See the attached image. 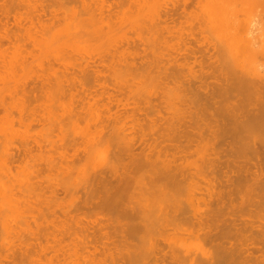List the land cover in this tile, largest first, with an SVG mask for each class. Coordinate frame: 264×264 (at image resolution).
Segmentation results:
<instances>
[{
    "label": "rangeland",
    "instance_id": "obj_1",
    "mask_svg": "<svg viewBox=\"0 0 264 264\" xmlns=\"http://www.w3.org/2000/svg\"><path fill=\"white\" fill-rule=\"evenodd\" d=\"M138 1H141V0H138ZM138 1L136 0V2H138ZM144 1H141L142 3H140V4H142V5H140V4L138 5V3L134 2L136 4V6H135L133 3V6L136 7L135 13H134V11H133V13L136 17L138 15L137 18H139V19L141 18L142 21L145 20L146 17L148 18V16L150 15V13L152 11L153 5L159 6L158 5L159 3L155 4L157 0L153 1V2H155L154 4H152L151 0H149V2L145 1L144 4H146V2H148V3L146 5H144L145 6L144 7L143 6ZM166 1H169V0H165V2ZM176 1L178 3L181 2V3H179L181 5H182V3L183 4L189 3L188 6H193L191 8L190 7L187 9L185 8L186 13H188V15L190 17L185 13V15H187L186 17H188L187 19L185 16H183L179 20H175L174 22L171 21L173 18H176V15L172 19H169L168 23L166 25H164L165 27H162V29L164 28V30H165V32H164V30L162 31L164 34L163 35L164 39L163 38L162 39L166 40V45H168L167 46L168 48L166 46H163L162 48L160 47L162 50L157 49V50H154L155 53H151L153 51H150V50L147 51L148 49L144 50L141 47H137V46L135 47L131 43L130 39H128L130 36L128 34L129 32L126 31V29H128L126 24H127L128 18H129L127 16H130L129 13L127 12L128 7H129V9L134 10L133 6L131 8H130V6H128V4H130V3H128V2H130V0L129 1H127V0H0V63H1L0 64V66H1L0 67V69H1L0 73H2L0 75V84H1V86H0V91H1L0 92V95H1L0 96L1 97L0 98V139H1L0 142H3L2 143L3 145L6 144V146H8L6 148L4 145V147L8 151L7 154H5L4 152L6 150H5V148H1L3 145L0 144V148L4 150L3 153H0V155H1L0 156V161H1L0 166L3 167L2 170L1 169L0 170H1V172L3 171V173L5 172L3 174L4 177H5V175L8 176L9 173L11 175L15 176L14 179L11 178V177H13L11 175H9V177L11 179L6 176L8 178L7 181L9 180L8 183H6L7 181H3L4 177H3V175H1L2 173L0 172L1 173L0 174V176H1L0 180L2 179L0 181V184H2V185H0V188H1L0 189V196H4L7 193L10 195V196L6 195L7 197L5 196L7 199L6 198L4 199V197H2V198L4 199V201L5 200L7 201V202L5 201V203H7V205L5 204V206L6 207L8 206L7 208H9V206H10V210L11 211L13 210V212H12L13 214H10V212H9L10 210L8 211V209H6L5 206H2L3 201L0 200L2 202V204L0 203V214L2 212V215L6 214V216H7L8 214H10L13 217L14 215L17 216L19 214L20 210H18V209H22V212H24V213L20 212L23 215V217L21 214H19V216H18V217H20V215H21V217L23 218V220H24V222H22L23 225L19 223V222L23 221L22 218L16 217V219H15V216H14V218L8 216V217H10V221H9L8 220L9 218L5 217V218H7V220H5V218L3 219L2 218L3 216L0 215L1 216L0 217V223H1L0 224V264H34V263H36V264H69L70 263L71 264L74 262H75V264H82V262L85 260L86 261L83 262V264L84 263L86 264L88 262V260L94 261V262H91V264H97V261L100 262V260H101L100 263H102V264H105V263L106 264H127V263L128 264H137L138 261L136 262V260H138V259L141 260V261L139 260L138 264H148L149 262H150L149 264H163V263L164 264H177V263L178 264H185L186 262H187V264H189V263L193 262L194 260H196V258H198L200 262L197 261L198 260L197 259L196 263H194V264H197V262L202 263V261L204 264V262H205L204 260L206 258H208L210 260L215 259L217 261V259H220V258L221 259L222 258L223 259L228 258L229 255L231 256L232 253H233V256L229 257V260L231 258L234 262H229L227 259H225L226 264H245V263L246 264L247 263L252 264V262H254L253 258L255 259L256 264H264V259L262 260V258H264V235H263L264 234V222H263L264 221V170H262L264 168V153H263V150H264V139H263L264 138V121H262V120H264V118L260 117V119L258 121V123L260 121L263 122V125L259 126L260 128H262V130L260 129V132L257 130V132H259L260 136H258V133H256L257 135H255V133H253V131H251L252 129L256 130L255 127L257 126L256 124H258V123H254L253 128L247 124V122L251 123V121L258 119V117L255 118L256 115H258V114L260 115L262 112L264 113V104H263L264 103L263 102L264 101V95H263L264 91L261 90V91H263V94L262 93H259V95L257 94L258 97L257 96L255 97L256 94L253 95L254 92L252 93L251 91H250L251 95H248L249 93H246V91H248V90H246V91L244 90V92H245L244 94L240 93L239 91L241 89L243 90V87H241V88L238 87L240 89V90L238 89V91L235 90L238 85L233 83L234 80L233 81H232V79H231V81L229 80V82H230L229 83L228 82L229 78L225 77L223 75V73H221V71L219 72V68L221 69V66L222 67L223 66H229V65L231 66V64H229V62H228L229 65H227V60H228L227 58H228L229 54H231L232 52H235L234 51L235 49L236 50L240 49V47L244 46V44L246 43V41H244V37H246V39H247V35L243 34V31L240 27H243V26L245 27V24L248 25L249 20L253 16H255L256 18L259 17V20H261V16L263 14L262 19H264V8L262 11V5L264 6V3L261 4L262 2H264V0H262V1L260 0V2H259V0L258 1L256 0V2H254V0H250V1L244 0L245 6L243 3L244 2L243 0H236V1L235 0H227L226 3H225L226 0H220V1L219 0L218 1L217 0H203V1L202 0H193V1L192 0L191 1L190 0L189 1L184 0L183 2H182V0H179V1L176 0ZM176 1L174 3V1L172 2V0H171L170 2H166V3H167V5H168V3L170 5L172 2V3H174V5L181 6V5H178V3H176ZM239 1H242V4L239 3ZM158 2H162L161 4L164 3L161 0L160 1L158 0ZM236 2L239 4H237ZM166 3H164V5ZM199 3H200V5H199ZM218 3L222 4V6H220V4H218ZM100 4L103 6L101 7ZM224 4H226L225 5L226 7L224 6ZM196 5H197V8H196ZM218 6L222 7V9H223L222 11L224 12V13L221 12V15H220L221 20L225 19L226 15H228V14L230 15L232 13V17H230L231 15L226 16V17H229V19L226 18L228 20L223 21L222 25H218L216 18H213L214 23L217 22L214 24L213 19L211 17L212 14H213L212 16H214V12H213L212 8L215 11V9L218 8ZM254 6L256 7L255 9L253 8ZM90 7H91V9H89ZM150 7H151V10H150ZM185 7H187V6L185 5ZM87 8L89 9L90 12H92L93 10L94 11L92 13H90ZM144 8L148 9V10H145ZM194 8L197 10V12H196V10H194ZM243 9L246 11H244ZM137 10L140 12L145 11V13L144 12H142V13L137 12ZM102 11H103V13H101ZM72 12H76V14H74ZM136 12L139 13L140 16H139V14L136 15ZM210 12H212V13L210 14ZM86 13L87 14L90 13L91 16H93V19L91 18L90 14H88L89 15L88 16ZM100 13L102 14V16L104 18L102 16H100L101 15ZM249 13H251V14H249ZM71 14H74L76 16H73V18H72V17H70ZM207 14L209 15L208 17H207ZM142 15H144V19H143ZM77 16H79V18L84 17L85 18L84 22L83 23L80 22L77 19L78 18ZM87 17L90 18L89 20L92 19L91 21H93V22L95 21L96 23H99L98 21H100L101 27H99V25L94 22L96 24V26L98 25L99 28L93 26L92 27L93 32H92L90 21L87 20ZM94 17L96 19H98V21H96V19H94ZM99 17H102L103 19H105L106 17L107 18L105 20H103L102 18H99ZM68 18L72 19L71 20L72 22ZM196 18H198V19H196ZM64 19H65V21H64ZM73 19L77 21V24L78 23L82 24V26L80 25L81 27L78 24V26L82 29L81 31H80L79 27L75 25L76 22ZM107 19H113V20H107ZM86 20L89 22V24L87 23ZM198 20L200 22H198ZM230 20L232 21V23H230L231 22ZM63 21H64L65 25H64ZM243 21H245V22H243ZM201 22H202V25H201ZM226 22H229V23H226ZM101 23H104L105 25L101 24ZM193 23H197V24H193ZM243 23H245V24H243ZM91 24H92V22H91ZM107 24H108V26H107ZM213 24L215 27L216 26L217 27L214 28ZM196 25H198V26H196ZM224 25H227V26L225 27ZM229 25L234 26V27H232V29H231L230 28L231 26L229 27ZM86 26L88 27L87 29H86ZM171 26L175 27L173 29L171 28L172 32L170 30ZM218 26H220L219 28H221L220 31L218 29ZM89 27H90V29H89ZM103 27L105 29L107 28L108 30L107 29L105 30ZM168 27H169L170 31L168 30ZM197 27H198V29H197ZM227 27H229L230 29ZM41 28H43V29H41ZM64 28H66L68 30L66 31V29L64 30ZM205 28H207L206 29L207 31L203 30ZM224 28H226L225 32L223 30ZM94 29L95 30L98 29L100 32L98 30H97V32H95ZM209 29H210V31H208ZM238 29L239 30L241 29V30L238 31ZM175 30L177 31V33ZM65 31H66L67 35L65 34ZM84 31H85V35H84ZM105 31H107V32L105 33ZM168 31H169V33H168ZM194 31H196V32H194ZM221 31H223V32H221ZM237 31L240 33L239 35H238ZM45 32H46V34H45ZM68 32H70V33L74 32L75 34H72V37L73 36L74 37L70 38V36H69L70 34ZM88 32H89V34H88ZM101 32H103V33H101ZM203 32H206V33H203ZM234 32H235V34H233ZM59 33L60 34L62 33V34L60 35ZM170 33L171 34L173 33V34L170 35ZM210 33H212V34L210 35ZM100 34H102V35H100ZM122 34H124V35H122ZM177 34H181V35L183 34V35L181 36V35H177ZM241 34L243 36H241ZM86 35H87V37H85ZM127 35H129V36H127ZM217 35H218V37H216ZM229 35L231 38L228 37ZM263 35H261V36H263ZM67 36L70 39H67L68 38ZM102 36H104V37H102ZM125 36L129 42H127V40L124 39ZM212 36H214L215 39H213ZM174 37H176L177 40ZM57 38L60 40H57ZM209 38H212V39H209ZM218 38H219V40H218ZM225 38L228 39L227 40L228 45H226V48H227L229 53L227 52V50H225V47H224V49H222L223 51H219V52L214 51L215 49L213 50V48L212 49L210 48L208 51L206 50L207 46L211 47L210 45L213 42L216 43V41L218 40L217 41V43H218L219 41H221L222 39L224 40ZM261 39H262V37H261ZM65 40H68V41H65ZM123 40H126V41H123ZM116 41H118L119 44ZM121 41L123 42V44L128 43V44H126V47H124L125 45L124 46L121 45V43H122ZM171 41H173V42H171ZM263 41L260 40L259 41L260 44L258 42V43H256L258 45L255 44L252 46V47H254V51H255V52L254 51L251 52L252 54L257 53L256 49L258 46L260 49L258 48L257 50H261L260 46L262 45V43H264ZM173 43H176V44L174 45ZM182 44H183V46H182ZM179 45L182 47H180ZM185 45H186V47H185ZM117 46L118 47L120 46L121 49H117L118 48ZM127 46H129V47H127ZM203 46L204 47L206 46V47L204 48ZM175 47L176 48L180 47V48L176 49ZM127 48H130V49L133 48L132 52L130 51V49H127ZM199 48H200V50H199ZM134 49H138V52L142 51L141 54H140V52L138 53ZM59 50H60L61 54H60ZM117 50L118 51L120 50L119 51L120 53L118 52V54H117V52H116ZM121 50H124V51L129 50L130 53H127V55H123L126 51L121 52ZM198 50H199V52H198ZM134 52L135 53L137 52L136 56L134 55ZM113 53H115V54H113ZM170 53H172V54L170 55ZM215 53H217L216 56H215ZM251 53H250V55H251ZM121 54H122V56H121ZM158 54H161V55L159 56ZM61 55H62V57H61ZM63 55H64V57H63ZM259 55L257 56V60H255L254 62H249L248 60H246L245 62L248 61L247 64L245 62H243L242 66H250V67L255 66L258 68V74L263 76V74H264V65H263L264 64V56L260 55V58L262 57V59H263L262 60L259 58ZM124 56L125 57L127 56V58L122 60V58ZM21 57L22 58L24 57L25 59L24 58L22 59ZM120 57H122V58L120 59ZM172 57H174V59H176V60H174ZM1 59H2V61H1ZM127 59H129V60H127ZM154 59L155 60L158 59L157 60L158 64ZM168 59L170 61H168ZM13 60H15V61H13ZM23 60H24V62H23ZM125 60L127 63H129L128 61L131 62V60H132L134 62V64H132V63L131 64L129 63L130 65L126 64ZM180 61H182L183 63ZM17 62H18V64H16ZM4 63H5V67H4ZM144 63L146 65H144ZM11 64L15 65V66H12ZM20 64H22V65H20ZM124 64H126V65H124ZM181 64H182V66H181ZM211 64H213V65H211ZM116 65L119 67H117L114 70H113V68H111L112 70L110 69L111 66L115 67ZM122 65L124 66V68L125 67L127 68L129 66V70L127 71V73H125L123 71L125 73V75L122 74L121 76L124 75L125 77L124 76H123V78L121 77L120 82L116 83V81H119V80H114L117 78L116 76H118V75H115V72L117 71L118 68L120 69L122 67ZM187 65H189V66H187ZM29 66H31V68ZM42 66H44V67L42 68ZM46 66H50V67L48 68ZM107 66L109 68H107ZM130 66L132 68L135 67L137 70L136 69L130 70ZM155 66H156V68H155ZM158 66H159V68H161L163 66L164 68H161L163 71L161 69L157 68ZM141 67H142V69H145L146 72L144 70L141 71L142 70ZM167 67H168V69L170 68V71L167 69ZM14 68L17 70L15 71ZM50 68L52 71H49ZM126 68L124 70H126ZM139 68L141 70H139ZM171 68H173V69H171ZM41 69L42 70L45 69L44 71L46 73L44 74V71L42 73ZM181 69L183 71L184 70L185 71L183 72V71H181ZM110 70L112 71L111 72L112 74L110 73ZM120 70H122V69H120ZM152 70H153V72H152ZM156 70H158V71H156ZM159 70H161V71H159ZM130 71H132V72L130 73ZM133 71H135L134 75L138 76L139 79L137 77L133 76V74H132V73H134ZM136 71H137V73L141 71V75L144 72V77L145 78L147 77V78L145 79L143 76H140V73H138V75H137ZM158 72H159L160 76H159ZM164 72H169V73H164ZM6 73H7L8 77L6 76ZM19 73H20V75H19ZM153 73L155 74L154 76H152ZM162 73L164 76L168 75V77H166V78L163 77V75H161ZM146 74H147V76H145ZM174 74H175V76L176 75H178V76L174 77V79H173V77H171V76H174ZM114 75H115V77H114ZM131 75L133 78L131 77ZM169 75H170L171 79H170ZM151 76L152 77L156 76L155 80L158 83H155L154 80L151 82L150 81L152 78ZM158 76H159L160 81L158 80ZM57 77L60 80L61 79L64 80L63 82L61 81L63 86L59 83V81H58L59 79ZM124 78L125 79L127 78V79L124 80ZM128 78H130V79H128ZM56 79H58V80H56ZM133 79H135V80H133ZM147 79H148V81H147ZM152 79H154V78H152ZM68 80H70V81H68ZM127 80H129V81H127ZM138 80L140 83H138ZM55 81H58L57 83L59 85V88H58V86L55 85L56 84ZM122 81H123L124 85H120V84H122L121 83ZM161 81H163L164 83H162V84L159 83ZM168 81H170L171 83L170 82L168 83ZM67 82H69L71 85H67ZM227 82H228V84H227ZM137 83H138V85H137ZM179 83L184 88L181 85H179ZM13 84L16 86H14ZM98 84H99V86H98ZM140 84H142V86L143 85L144 86L141 88ZM154 84L156 85V87L158 86L159 88L158 87L156 88L154 86ZM2 85H4V86H2ZM129 85H130V87H129ZM176 85H177V87H176ZM60 86H62L61 89H60ZM68 86H69V88H68ZM138 86H139V90H137L138 91L137 92L136 87H138ZM145 86H146V88H144ZM171 86H172V88H171ZM55 87H57L60 90H58ZM167 87H168V89H166ZM3 88H4V90H3ZM15 88H19L20 91L23 92V94H21V93L20 94L23 97L25 96V98H22V96L20 94H18L17 89L15 90ZM23 88H24V90H23ZM153 88H155V89H153ZM170 88H171V90H170ZM180 88H181V90H180ZM6 89H8V90H6ZM10 89H11V91H10ZM19 89H18V91H19ZM140 89H141V91H140ZM157 89H159L160 91ZM162 89H163V91H162ZM56 90H58L59 93H57L58 91H56ZM153 90H154V92H153ZM165 90H167V91L165 92ZM177 90H179V92H177ZM67 91L71 92V93H69L70 96H68ZM169 91H170V93L172 91V94H170ZM143 92L145 95L143 94ZM28 94L30 96H27ZM109 94H110V96L111 95L112 96L109 97L108 96ZM168 94H169V96L167 97ZM26 97H28V98H26ZM68 97H69V99H68ZM107 97L110 99H108ZM27 99H29V101H27ZM158 99H159L160 105L158 103ZM172 99H174V100H172ZM180 99H182V102H180L181 101ZM261 99H263V100L261 101ZM66 100L68 103L66 102ZM116 100L118 103L116 102ZM160 100H162V101H160ZM186 100H188V101H186ZM32 103H33V105H32ZM151 103H152L153 108L150 105ZM12 104H13L14 108H12ZM169 104L173 107V108H170V111H169V107H171V106ZM184 104H186V105H184ZM260 104H262V105H260ZM21 105L24 106L25 108L22 107ZM31 105L34 107L31 108L32 107ZM180 105H182V106H180ZM18 106H20V107H18ZM154 106H156V107H154ZM175 106H177V107H175ZM174 107L178 108V110H177L178 112H176L177 114H175V115L178 116V117H176L177 119L179 118L178 124H179V129L181 131H176V130H178V128L176 129L177 126L175 127V129H173L172 128L173 126L170 125L171 123L169 122V120L171 121V117L174 114V113L172 114V112L175 110ZM15 108H16V110H15ZM154 108L156 111H154ZM30 109H31V111H30ZM32 109L34 110V112ZM132 109H133V111H132ZM260 109H263L261 113H259L261 111ZM35 110H37V112ZM128 110H131V111H128ZM24 111H25V113L28 111L27 114H24L23 113ZM127 111L131 112V114H129ZM157 111H159V112H157ZM164 112H165V114H163ZM22 113H23V115H21ZM132 113H134V114H132ZM263 113H262V115H263ZM19 115L21 116V118ZM24 115H26V116H24ZM94 115H95V117L96 116L97 117L95 118ZM151 115H153V117H151ZM146 116H149V117H146ZM6 117H8L7 118L8 120L6 119ZM111 117H112V119H111ZM174 117H172L173 122H175ZM29 118H30V120H29ZM137 118H139V119H137ZM145 118H146V120H145ZM151 118H152V120H151ZM17 119H18V123H17ZM97 119H98V121H97L98 124L96 123V125H95V122H96L95 120H97ZM19 120H21V121L19 122ZM26 120H27V122H26ZM121 120H123V122H121ZM248 120H251V121H248ZM10 121H11V123H10ZM114 121L116 122L115 125L111 123V122L115 123ZM129 121L132 123L131 124L132 126L130 125ZM6 122H7V124H6ZM29 122H31V123H29ZM118 122H120V123H118ZM137 122H138V124H137ZM150 122H151V124H150ZM168 122L170 123L169 125L172 126L170 129H166V127L167 128L170 127V126L165 125V124H168ZM245 122H246V124H244ZM23 123L26 125H24ZM33 123H35V124H33ZM235 123H238V125ZM239 123H241V125L242 124L243 125H242V127H240L241 129H239L240 131L238 132V128L240 126ZM178 124H176V122H175V125H178ZM20 125H22V126H20ZM99 125L101 126V128L105 127V129L103 130V129L99 128ZM120 125H121V127H120ZM246 125H247V127L243 128V126H246ZM23 126H25V127H23ZM115 126L116 127L119 126L118 129L120 128V130H117V128ZM235 126H237V129H236L237 131L233 128ZM5 127H6V129H5ZM125 127H127V129H129V130H127V131L124 130V133H123V131L121 132L122 128L126 129ZM129 127L131 128V130ZM133 128L134 129L136 128L138 130H136V129L134 130ZM145 128H147V129H145ZM149 128H151V129H149ZM185 128H186V130H185ZM231 128H233L234 131ZM100 129L102 132L100 131ZM113 129H115V130H113ZM171 129L176 131L177 133H174ZM116 130H117V133L115 132ZM132 130H134V131H132ZM95 131H96L97 135L92 133ZM99 131L101 132V134H99L100 133ZM104 131H106V133H104ZM148 131H150V132H148ZM109 133H111V134H109ZM125 133H126L127 137H125V135H124ZM139 133L141 136L139 135ZM145 133H147V134H145ZM183 133H185V134H183ZM85 134H88V135L90 134L89 138L87 137V139H86ZM93 134H94V136H92ZM98 134H99V136H98ZM115 134H117V135L115 136ZM134 134H136V135H134ZM177 134H181V135L178 136ZM182 134L186 138H184L182 136ZM250 134H252V135H250ZM118 135H121V138ZM196 135H197V137H196ZM245 135L246 136L248 135V136L246 137ZM100 136L102 138V142H100L101 140L99 141ZM134 136H136V137H134ZM158 136L160 138H157ZM250 136H252V138ZM90 137H91V139H90ZM154 137H156L157 141L154 139ZM176 137H178V138H176ZM254 137H256V138H254ZM257 137H259V139H262V140H260L261 142L258 140ZM147 138H148V140L146 141ZM215 138H217L216 144L213 143ZM94 139H95V141H92ZM172 139H173V141H172ZM174 139H176V140L174 141ZM138 140L141 142L143 141V142L141 143ZM202 140H204V142ZM246 140L247 141L252 140V142L248 141L249 142L248 143ZM98 141L100 142L99 146H97ZM117 141L120 143H117ZM124 141L127 142V143H125L127 146L130 145L128 148L127 147L125 148L126 145L125 146L121 145V143L124 144ZM149 141H151L152 143ZM40 142L43 143V145L40 144ZM50 142L52 143V147L50 145ZM161 142H162V144H161ZM37 143H38V145H37ZM172 143L174 146L176 145V147H174L172 145ZM254 143L256 146L254 145ZM23 144H24V146H23ZM89 144H90V146H89ZM117 144H120L122 149L124 147L123 153H127L128 156L126 154H123L122 150L120 152L121 147H120V149H118ZM248 144H249V147H248ZM104 145L105 146L107 145L106 148ZM131 145H132L133 149L131 148ZM44 146H45V148L47 147V149L49 147H51V148H49L47 150L44 148ZM95 146H97V147H95ZM102 146H103V148H102ZM171 146H172V148H171ZM25 147L28 150H26ZM41 147L44 148V150ZM99 147H101V148H99ZM251 147H252V149H251ZM253 147H254V149H253ZM21 148H24V150H22ZM248 148H249V150H248ZM259 148H260V150H259ZM77 149H78V151H76ZM25 150L27 152H25ZM118 150H119V152H118ZM130 150L133 152V154ZM217 150H219V151H217ZM29 151H30V153H29ZM147 151H150V152H147ZM1 152H2V150H1ZM238 152H239V154H238ZM91 153H93V155H91ZM119 153L123 154V155H120ZM139 153L142 155L140 156ZM145 153H146L147 157L144 155ZM155 153H156V155H155ZM246 153H248L247 156H246ZM249 153H250V155H249ZM39 154H40V156H39ZM152 154H154L155 156ZM174 154H176V155H174ZM118 155L120 157L122 156L121 157L122 159ZM130 155L131 156L133 155L134 158L133 157L130 158ZM138 155L140 156V158ZM7 156L10 158L9 159L10 161L8 160ZM61 156H62V158H61ZM104 156H106L107 158ZM158 156H160L161 159ZM249 156H250V158H249ZM254 156L258 160H256ZM46 157L48 158V160L46 159ZM52 157L54 159H52ZM109 157H110V159H109ZM117 157H119L121 160ZM239 157L242 159H240ZM4 158L7 159V161H9V162H6ZM38 158H40L41 160ZM136 158H138V160ZM144 158H145V160H144ZM146 158L149 160L153 158L152 161L156 162V163L154 162V164H157V162H160V164L158 163L157 165H155L157 167L160 165L162 166V167L160 166L161 168H163V166H164V168L166 169V167H167V169H166L167 171H165V170L162 171V169L160 168L161 174L159 173V171L156 172V173H158L159 176H161L163 174L162 172H164V174L169 173L170 171L174 170L173 168L177 167V169L179 168L178 171H176V169H175L177 177H179V176L186 177V175L190 172H191L192 177L190 178V176H187L189 178L186 177L185 181H184L185 178L182 180L180 177L177 179L180 181L176 180L177 183L180 182L179 184H177L176 182L167 181L168 179L166 176L167 180L162 179L163 182L165 181L164 186H162L163 183L161 182V180L157 179L159 177L156 176L157 177L156 178L154 176V175H156V173H149L151 171H148V173L151 176H152V174H154L152 176V177H154L153 180L156 178L155 180L159 181L158 186L156 184L157 182L155 183L152 179L151 180L153 181V184L152 183L151 184L149 183V184L151 186L154 185L153 186L154 189H155V185H156V190H159V191L161 190V193L163 191L162 194L159 193L160 195L157 194V196L155 197L154 195L156 194V191H155V193H150V191L153 189V187L151 189L150 187L148 188V186L143 187V185H142L145 181H147V180L144 181V178H142V177H144V175L148 174V173L146 174V172H145L147 170L144 169V168L148 169V165H146L145 164L146 162H144L147 160ZM61 159H64L65 165L62 162L63 166L59 165V164H61V162L59 163V161H61ZM131 159H134V161L132 160L133 161L132 162ZM139 159H141L142 161H140ZM249 159L252 161H250ZM38 160H40V161H38ZM46 160L49 161L48 162L49 164H52L51 166H53V167L55 166V168L52 169L53 167L48 165ZM50 160L55 161V162L58 161L57 162L58 165L62 166V169L64 168V170L60 169V171H59V168H61V167L57 166V163L50 162ZM135 160L137 161L136 162L137 164L135 163ZM44 161L46 162V164ZM116 161H117V165H116ZM161 161L164 164L165 163H167V164H165V165L163 163L161 164ZM179 161H181V162H179ZM209 161L210 162L212 161L211 165H209L210 164ZM256 161H260L261 164H260V162L256 163ZM130 162L132 163L131 167L129 165H127L128 163L130 164ZM151 162H150V164L152 166ZM3 164H5L6 166H3ZM94 164H96V165H94ZM97 164H99V165H97ZM175 164H176V166H175ZM7 165H9V166L11 165V167L8 169V171H6L7 168L9 167ZM67 165H68V167L69 166L70 167L66 168ZM109 165H111V166L114 165L116 167L115 169H117V171H113L112 175H111L112 172L110 171V169H108L110 167ZM133 165L135 167L137 165V168H135ZM254 165H255V167H254ZM56 166H57V168H56ZM71 166H73V167H71ZM95 166H96V168L98 167L97 170L95 169ZM127 166L132 168V169L128 168ZM151 166L149 168L150 170H151ZM208 166H209L210 171L206 169V167H208ZM259 167H260V169H259ZM4 168H6V169L4 170ZM16 168H17V171H16ZM36 168H37V170H36ZM10 169H12V170H10ZM33 169H34V171H33ZM66 169L67 170L70 169V170L67 171ZM154 169L152 170V172L154 171ZM169 169H170V171H168ZM22 170H24V171H22ZM81 170H82V172H81ZM107 170H109L110 172ZM111 170H113V168ZM200 170H202L203 173L205 172V170H207V171H209L208 172L209 174L207 173L206 176H203V175H201L202 173H199V172H201ZM76 171L80 172V173H78L79 175L77 174L78 176L76 175V173H77ZM92 171L95 173H93ZM97 171H98V174H96ZM31 172L37 173V175H40V177H37L36 174H35L36 176L35 175L30 176V175H33V173L30 174ZM62 172L63 173L65 172L66 175H64L65 173L63 174ZM115 173H116V175H115ZM22 174H24L23 177L27 174L29 175V176L27 175V177H29V178L34 177V178H32L33 184L32 185L29 184V185H31L30 186L31 188H33L32 186L34 185V187L36 189L35 188L29 189L30 187H28V190H27L25 187H21V188L17 187V184L19 185V183L22 182ZM137 174H139V175H137ZM211 174L214 176V179L213 178L211 179V176H210ZM101 175H103V176H101ZM135 175H137V176L135 177ZM261 175H262V177H261ZM96 176H98V177L96 178ZM209 176H210V179H209ZM215 176H217V177H215ZM20 177H21V179H20ZM36 177H37V179H36ZM84 177H86V179L88 178L86 183L84 182L85 180L84 181L82 180V178H84ZM163 177H164V175L161 178H163ZM15 178H17V179H15ZM71 178H73V179H71ZM91 178H93V182H92ZM94 178H96L97 180ZM104 178L107 179L108 181H111V182H108ZM119 178H120V180H118ZM129 178L131 179V181ZM136 179H138V180L141 179L142 183L139 182L140 183V185H139V183H138V181H136ZM253 179H254V181H253ZM255 179L256 180L258 179L259 181L256 182ZM10 180L13 183H10ZM18 180H19V182H18ZM29 180L31 181V179H29ZM76 180L78 181L79 185L82 184L83 182H84L83 184L84 185L86 184V185L85 186L81 185L79 187L78 183L76 184V182H77ZM79 180H82L83 182L80 183ZM94 180L96 182H94ZM134 180L136 183H138L137 185L134 182ZM141 180H139V181H141ZM151 180H150V182H152ZM39 181L42 183H40ZM101 181L103 183H101ZM105 181H106V183H105ZM32 182H30V183H32ZM72 182L74 184H71ZM117 182H119V184ZM133 182L135 183L134 188H136V190H137V192H136L133 189L134 193L132 192V188L134 186ZM168 182L170 184V185L168 184L169 188L167 186H165V185H167L165 183H168ZM191 182H192V184H191ZM254 182H256V183H254ZM146 183L147 182H145V184ZM173 183H175V185L177 184V186H175ZM181 183L184 185H182ZM259 183H260V185H258ZM105 184L106 185L108 184L106 187L109 186V190H108L109 192L107 191L108 188L105 187ZM117 184L119 187L117 186ZM131 185H132V188H131ZM173 185H174V187H173ZM20 186H23V184ZM136 186H138V187H136ZM180 186H181V188H180ZM103 187H104V190L102 189ZM111 187H112V190H111ZM141 187H142V189L146 188L145 191L141 190L140 189ZM185 187H186V189H185ZM138 188H139V191H141V192H138ZM165 188L168 189V191L166 190V193L168 192L167 194H164ZM154 189H153V192H154ZM175 189H176V191H175ZM17 190H19L20 192L19 191L17 192ZM29 190L31 192H29ZM52 190L53 191L55 190V191L53 192ZM91 190H92V192H91ZM27 191H28V194L30 193L29 195L27 194ZM146 191L148 192L147 197L145 196L146 194H144V192H146ZM159 191H157V192H159ZM184 191H185V193H184ZM191 191H193V192H191ZM10 192L12 193V195ZM14 192H16V193H14ZM120 192L122 193V197L120 196V194H121ZM128 192H130V193H128ZM175 192L178 193V195ZM33 193L36 194L37 197ZM41 193L44 194L45 196L42 195ZM118 193H120V194H118ZM140 193H141V195L144 194V196L146 198V200H145L146 202L144 201V204L142 203L143 200L145 199L144 196L142 197V198H144L143 200H141L142 198L140 199L142 202L139 200V197L141 196ZM223 193L226 196H224ZM130 194L134 195V196H135V194H137V196L135 198H133L131 196L132 198L129 199ZM13 195L16 196V198H15L16 200L13 199V197H12ZM161 195H163L165 199L163 197L161 198ZM190 195H192L193 198L191 197V198H189V200L190 199L194 200V201L192 200V202H191V200L188 201V197ZM17 196H18V198H17ZM34 196L36 197V199L37 198H39V199L36 200L34 198ZM42 196H44V197H42ZM170 196L171 197L174 196L173 197L174 200H172V203L170 200L173 198L170 199ZM90 197H93V198L90 199ZM94 197H95V200H94ZM96 197H98V198H96ZM110 197L112 198V200ZM158 197L161 198V201L158 200ZM195 197H197V198H195ZM2 198L0 197V199H2ZM100 198H102V199H100ZM108 198H109V200H107ZM86 199L88 201H84V203H83V200H86ZM99 199H100V201H99ZM175 199L177 200L176 202H175ZM204 199L206 201H204ZM14 200L16 202H18V204H16V202L14 203L13 202ZM101 200H102V202H101ZM116 200L118 202H116ZM135 200H137V201H135ZM155 200H157V201L155 202ZM162 200H163V203H162ZM165 200H167V201H165ZM168 200L170 202H168ZM151 201L153 203H156V205L153 203H150ZM173 201L175 202V204H173L174 203ZM10 202L12 204L9 205ZM85 202H87V203L85 204ZM112 202H114L116 204V207H115L114 203H112ZM147 202H149V204H151V205L152 204L154 205L153 206L155 208L154 210H152L153 207L151 205L150 206L152 207L151 211L153 213L154 212L155 213L154 214L150 213L147 217H142L141 220L144 221L145 218L146 219L149 218V220H150V218H152L153 220L158 219L156 221H153L151 219V222L152 221L154 222V223L152 222L154 224V226L152 225L151 222H146L147 225H145V227L146 226L147 227L144 229L150 228L151 230L150 229L149 230L142 229L144 222L148 221V220L141 222L140 218L138 217V215L139 216L141 215L142 211H145V213H146L147 210L150 209V207L147 209L145 207V204L147 205ZM197 202H199V203H197ZM13 203H14V205H13ZM23 203H24V205H22ZM207 203L211 207L210 206L207 207L206 206V205H208ZM105 204H107V205H105ZM162 204H165V206H163ZM166 204H168V205H166ZM11 205L13 207H11ZM20 205L23 207H20ZM187 205H189L188 206L189 209H186V208H188ZM197 205H198V207H197ZM199 205H201V206H199ZM16 206L20 207V208H17ZM162 206H163V208H162ZM166 206L168 207V209ZM216 206L217 207L219 206V207L217 208ZM112 207H114L115 209ZM2 208H4V209H2ZM194 208H195V210H194ZM207 208H209V209H207ZM184 209H186V210H184ZM6 210H7V212H6ZM16 210H18V211H16ZM136 210L138 211V213H136L137 212ZM205 210H207L209 212H207V211L204 212ZM4 211H5V213H4ZM156 211H158V212H156ZM166 211H168V213ZM219 211L220 212L222 211V212L220 213ZM15 212H17V213H15ZM134 212L137 214L136 216H135ZM182 212H184V213H182ZM191 212H193V214ZM203 212H204V214H203ZM42 213H44V214H42ZM159 213L162 215L159 216L158 215ZM201 213H202V215H201ZM205 213H207V217H206ZM183 214H185V216ZM86 215H88V216L86 217ZM163 215L165 217V220H164V217H161ZM168 215H170V216H168ZM103 216H105V217H103ZM158 216L161 217L162 220H160ZM188 216L191 217L190 218L191 221L188 218ZM212 216H214V217H212ZM26 217H28V218H26ZM169 217H170V219L172 218V221L170 219H167ZM173 218L175 219V221H173ZM216 219H218V220H216ZM77 220H78V222H77ZM2 221L3 222L6 221V222L3 223ZM7 221L9 224L13 221L12 222L13 224L11 223V225H9L7 223ZM125 221L129 224H126ZM168 221H170L172 223L170 224ZM217 221H219V222H217ZM133 222L137 223L134 225V227H136V228L133 227V224H134ZM139 222H141V223H139ZM205 222H206V224H205ZM260 222H261V224H260ZM15 223H16V226L14 225ZM131 223H132L133 229L127 227V225L129 226V225H131ZM148 223H149V225H148ZM174 223H175V225H174ZM213 223H214V225H213ZM215 223H217V224H215ZM4 224H7V225H4ZM26 224L28 225L29 229L28 228L25 229L27 227ZM125 224H126V226H125ZM141 224H142V227H140ZM200 224L201 225L204 224V225L201 226ZM3 225L6 226V228ZM12 225L14 227H12ZM18 225L20 226V228L22 227V229H19ZM261 225H263V227H261ZM118 226H120V227H118ZM176 226H177V229H176ZM214 226H216V227H214ZM256 226H257V228H256ZM23 227H25V228L23 229ZM12 228L13 229L17 228V230L19 229L20 234L18 233V231L16 229H14L15 230L14 231ZM71 228L73 231L71 230ZM75 228H76V233H75ZM91 228H92V231L89 230ZM94 228H95V230H94ZM127 228L130 229V231L129 230L126 231ZM140 228L142 230H140ZM186 228L189 230H187ZM100 229H101V232H100ZM196 229H198V230L196 231ZM86 230H88V231H86ZM199 230H201V231H199ZM124 231L127 233L129 239L126 237L127 235L125 234ZM132 231H133V233L135 232L134 235L131 234ZM145 231H147L148 234L144 233ZM188 231H190V232H188ZM136 232H138L139 236H137L138 234ZM164 233H165V236L167 235L166 236L167 242L165 240L166 237L163 235ZM186 233H190V235L191 234L192 235L189 236V234H186ZM74 234L79 235V237H77V235L75 236ZM145 234L148 237V241L146 240L147 237L145 236ZM171 234L173 236H171ZM256 235H257V237H259L261 239L263 238V240H262L263 242L261 241V243L256 244L257 241H254V239L257 240ZM74 236H75V238H74ZM175 236L177 239L174 238ZM91 238L92 239L95 238L94 239L95 243H94V241L92 243ZM143 238L145 241H143ZM170 238H172V240ZM73 239H74V242H76V243H73ZM86 239H87V241H86ZM173 239L174 240L176 239V242L174 241V243H172ZM244 239L247 241H245ZM88 240L90 243H92V245L88 243ZM208 240H210V241H208ZM242 240H244V241H242ZM139 241H141V243ZM152 241L154 244L152 243ZM169 241H171V245H170ZM146 242L149 245H151V247H149L148 244L146 246V244H144ZM259 242H260V240H259ZM138 243H139V245H138ZM75 244L77 245V247H75L74 251H76L75 255L77 254L76 255L77 258L80 256L78 259L79 261L76 260L77 259L76 256L73 257L74 251H72V250L74 247H71V246L72 245L76 246ZM93 244H94V246L96 244V247H94ZM107 244H108V246H107ZM172 244L175 246V248L178 247L182 251H178L179 250L178 248L175 249ZM89 245H91L92 247ZM136 245L138 247H140L142 245V247H140V249H139V248H136L137 247ZM210 245H212V246H210ZM88 246L90 248H88ZM85 247H87L90 250H88ZM127 247H128V249H127ZM158 247H161V248H158ZM76 248L79 249L80 252L81 251L86 252V253L81 252L84 260H83V258L81 259V253H80V255H78L79 251H77ZM92 248L94 251L92 250ZM222 248H223V250L226 249V251L227 250L228 251L232 250V251L221 252V251H223ZM237 248H238V250H236ZM162 249H163V251H162ZM174 250L177 251V252L175 251L176 254H175ZM233 250H234V252H233ZM112 251H114V252H112ZM143 251H145V252H143ZM69 252L71 253L72 256L69 254ZM129 252L131 253L132 256H130ZM132 252H134V253L132 254ZM146 252H148L150 254H148ZM216 252H217V254H216ZM230 252H232V253H230ZM87 253H89L92 256H90ZM189 253H191V254L189 255ZM108 254H110L111 256ZM140 254H141V256L143 254H147V255H150V257L149 256L147 257V255L146 256L143 255V257H141ZM237 254L241 255L242 258L241 257L237 258V257H239V255H237ZM84 255L85 256L87 255L86 259H85ZM133 255H134V258H133ZM129 256L131 258H129ZM144 256H145V258H144ZM180 256H182V257L185 256L184 257L185 261H186L185 263H183L184 258L182 261V259H181L182 257L180 258ZM252 256H253V258H252ZM71 257L75 258V261L72 260L73 258H71ZM112 257H113L114 261H110V260H112V259H110ZM156 257L158 259H156ZM159 257H161V258H159ZM176 257H178V258H176ZM188 257H189L190 261H189ZM209 257H211V258H209ZM243 257L246 259H244ZM248 257H250V258H248ZM192 258H195V259H192ZM200 258H201V260H200ZM80 259H81V262H80ZM118 259H119V261H118ZM248 259L252 260V261L249 260V262H251V263L246 262V261L244 263V260H248ZM65 260L66 261L71 260V262L66 263ZM95 260H97L96 263H95ZM102 261H104V262H102ZM131 261H134V262L131 263ZM155 261H157V263ZM89 262L87 264H90ZM107 262H109V263H107ZM123 262H125V263H123ZM223 262H224V260H223ZM261 262H263V263H261Z\"/></svg>",
    "mask_w": 264,
    "mask_h": 264
},
{
    "label": "bare ground",
    "instance_id": "obj_2",
    "mask_svg": "<svg viewBox=\"0 0 264 264\" xmlns=\"http://www.w3.org/2000/svg\"><path fill=\"white\" fill-rule=\"evenodd\" d=\"M127 1H129V0H127ZM133 1H134V0H133ZM133 1L130 0V2H128V3H130V4L127 3L128 6H130V8L133 6V3L136 2V0H135L134 2H133ZM137 1H138V0H137ZM141 1H144V0H141ZM141 1H138V2H136V3H138V5H139L140 3H142ZM145 1H148V2H149V0H145ZM145 1L143 2V6L146 5V4L148 3V2H146V4H144ZM153 1H154V0H151V3H152V4L155 3V2H153ZM159 1H160V0H159ZM161 1H163L164 3H166V2H170L171 0L166 1V2H165V0H161ZM173 1H174V3H175L176 0H172V2H173ZM178 1H179V0H178ZM183 1H184V0H182V2H183ZM188 1H189V0H188ZM190 1H191V0H190ZM192 1H193V0H192ZM202 1H203V0H202ZM202 1H201V2H202ZM217 1H218V0H217ZM217 1H216V2H217ZM219 1H220V0H219ZM235 1H236V0H235ZM243 1H244V0H243ZM246 1H247V0H246ZM249 1H250V0H249ZM257 1H258V0H257ZM261 1H262V0H261ZM172 2H171L170 5H169V3H168V5H167V3L164 5V3L161 4L162 2H158V0H157L155 4H158V3H159V4H158L159 6L153 5V8H152V11H151L150 15L148 16V18L146 17L147 20L145 19V20H143V21L141 20V18H140V19L137 18V17H138L137 14H139V13H137V12H140V11L137 10V12H136L137 17L134 15V13H135V8H136V7L133 6V9H134V10H131V9H129V7H128V11H127V12L129 13L130 16H127V17H129V18H128V20H127V24H126V26L128 27V29H126V31L129 32L128 34H129L130 36L127 35V36H129V38H128V37H127V38L130 39L131 43H132L135 47H136V46H137V47H141V48L144 49V50H145V49H148L147 51L150 50V51H153V52H151V53H155L154 50H157V49L160 50L163 46H166V47L168 46V45H166V40H163V39H164V36H163L164 34H163L162 31L164 30V28L162 29V27H165L164 25H166V24L168 23V20H169V19H172L175 15H176V18H173V19L171 20V21H173V22H174L175 20H179V19H181L183 16L186 17V16L188 15V13H186L185 10H186L187 8H189V7H190V8L193 7V6H188L189 3H188V4H183V3H182V5H181V4H179V3H181V2L178 3V2L176 1V3H178V5H181V6H177V5H174V3H172ZM198 2H199V1H198ZM223 2H224V1H223ZM226 2H227V0L225 1V3H226ZM254 2H256V0H254ZM259 2H260V0H259ZM186 3H187V2H186ZM194 3H195V2H194ZM236 3H237V2H236ZM239 3L242 4V1H239ZM239 3H237V4H239ZM243 3H244V6H245V1H244ZM246 3H247V2H246ZM263 3H264V2H262L261 4H263ZM172 4H173V5H172ZM207 4H208V3H207ZM218 4H220V3H218ZM230 4H231V3H230ZM230 4H229V5H230ZM249 4H250V3H249ZM254 4H255V3H254ZM100 5H101V4H100ZM134 5L136 6L135 3H134ZM140 5H142V4H140ZM166 5H167V6H166ZM185 5H186L187 7H185ZM199 5H200V3H199ZM208 5H209V4H208ZM225 5H226V4H224V6H225ZM229 5H228V6H229ZM235 5H236V4H235ZM247 5H248V4H247ZM258 5H259V4H258ZM102 6H103V5H101V7H102ZM168 6H169V7H168ZM220 6H222V4H220ZM255 6H256V5H255ZM255 6L253 7L254 9L256 8ZM87 7H88V6H87ZM144 7H145V6H144ZM147 7H148V6H147ZM225 7H226V6H225ZM138 8H139V7H138ZM138 8H137V9H138ZM148 8H149V7H148ZM185 8H186V9H185ZM196 8H197V5H196ZM253 8H252V9H253ZM263 8H264V6L262 5V11H263ZM87 9H88V8H87ZM87 9H86V10H87ZM89 9H91V7H90ZM89 9H88V11H89ZM140 9H141V8H140ZM144 9H145V8H144ZM199 9H200V8H199ZM199 9H198V10H199ZM203 9H204V8H203ZM226 9H227V8H226ZM226 9H225V10H226ZM244 9H245V8H244ZM244 9H243V10H244ZM257 9H258V8H257ZM82 10H83V9H82ZM95 10H96V9H95ZM102 10H103V9H102ZM126 10H127V9H126ZM145 10H148V9H145ZM150 10H151V7H150ZM194 10H196V9L194 8ZM212 10H213V12H214V16H212V15H213V14H212L211 17H212V19H213V18H216V21L218 22V25H222V24H223V21H226V20L229 19V17H226V16H230V15H231L230 17H232V13L230 12V13H231L230 15H229V14L226 15V16H225V19H222V20H221V19H220V15H221V12H223V11H222V10H223L222 7H219V6H218V8H216L215 11H214L213 8H212ZM227 10H228V9H227ZM229 10H230V9H229ZM234 10H235V9H234ZM237 10H238V9H237ZM248 10H249V9H248ZM93 11H94V10H93ZM93 11H92V12H93ZM106 11H107V10H106ZM129 11H130V12H129ZM133 11H134V13H133ZM230 11H231V10H230ZM232 11H233V10H232ZM235 11H236V10H235ZM244 11H246V10H244ZM251 11H252V10H251ZM258 11H259V10H258ZM89 12H90V11H89ZM92 12H90V13H92ZM109 12H110V11H109ZM142 12L145 13V11H142ZM142 12H140V13H142ZM146 12H147V11H146ZM194 12H195V11H194ZM196 12H197V10H196ZM208 12H209V11H208ZM227 12H228V11H227ZM227 12H226V13H227ZM233 12H234V11H233ZM241 12H242V11H241ZM254 12H255V11H254ZM259 12H260V11H259ZM72 13L76 14V12H72ZM90 13H88V14H90ZM101 13H103V11H102ZM101 13H100V14H101ZM130 13H131V14H130ZM185 13H186L187 15H185ZM211 13H212V12H210V14H211ZM223 13H224V12H223ZM235 13H236V12H235ZM251 13H252V12H251ZM251 13H249V14H251ZM74 14H71L70 17L73 18V16H76V15H74ZM86 14H87V13H86ZM86 14H85V15H86ZM88 14H87V15H88ZM147 14H148V13H147ZM190 14H191V13H190ZM241 14H242V13H241ZM247 14H248V13H247ZM252 14H253V13H252ZM80 15H81V14H80ZM96 15H97V14H96ZM127 15H128V14H127ZM192 15H193V14H192ZM205 15H206V14H205ZM205 15H204V16H205ZM242 15H243V14H242ZM244 15H245V14H244ZM83 16H84V15H83ZM88 16H89V15H88ZM90 16H91V14H90ZM94 16H95V15H94ZM97 16H98V15H97ZM100 16H102V14H101ZM107 16H108V15H107ZM139 16H140V14H139ZM188 16H189V15H188ZM208 16H209V15L207 14V17H208ZM248 16H249V15H248ZM77 17H78L77 19H78L80 22H82V23L84 22V20H85L84 17H85V16L83 17L84 19H83V18H79V16H77ZM81 17H82V16H81ZM95 17H96V16H95ZM95 17H94V19H96ZM102 17H103V16H102ZM102 17H99V18H102ZM142 17H143V19H144V15H142ZM189 17H190V16H189ZM197 17H198V16H197ZM205 17H206V16H205ZM251 17H252V16H251ZM257 17H258V16H257ZM75 18H76V17H75ZM91 18L93 19V16H91ZM103 18H104V17H103ZM103 18H102V19H103ZM106 18H107V17H106ZM106 18H105V19H106ZM187 18H188V17H186V19H187ZM198 18H199V17H198ZM198 18H196V19H198ZM226 18H228V19H226ZM248 18H249V17H248ZM248 18H247V19H248ZM262 18H263V14H262V16H261V20H259V17L256 18L255 16H253L250 20L248 19V20H249L248 25L245 24V23H243V24H245V27L243 26L244 28H243V27H240V28L242 29L243 34H244V35H247V39H246V37H244V41H246V43L244 44V46L240 47V49H238V50L235 49V50H234L235 52H232V53L230 52L231 54H229V56H228V58H227V59H228V60H227V65L231 64V66H230V65H229V66H223V67L221 66V69L219 68V72L221 71V73H223V75H224L225 77L229 78V79H228V82H229V80L231 81V79H232V81L234 80L233 83L236 84V85H238L237 88H236L235 90L238 91V89H239L238 87H240V88L243 87V90H242V89H241V90L239 89V90H240V91H239L240 93H243V94H244V93H245L244 90H245V91L248 90L249 92L246 91V93H249L248 95H251V92H252V93L254 92L253 95L256 94L255 97L257 96V94L259 95V93H262V94H263V91H264V74H263V76H262V75H259V74H258V68L255 67V66L250 67V66H242V65H243V62H245L246 60H248L249 62H254L255 60H257V56H258L259 54H260L261 56H264V43H262V42H261L262 45L260 46V47H261V50H257V49L259 48V46H258L257 49H256L257 53H255V54H252V53H251V52L254 51V47H252V46L255 45L256 43H258L260 40H262V41L264 40V37H263V36H264V35H263V34H264V19H262ZM66 19H67V18H66ZM68 19H69L70 21L72 20V19H70V18H68ZM81 19H82L83 21H82ZM89 19H90V18L87 17V20H89ZM92 19H91V20H92ZM105 19H103V20H105ZM205 19H206V18H205ZM231 19H232V18H231ZM241 19H242V18H241ZM241 19H240V20H241ZM73 20H74V19H73ZM87 20H86V21H87ZM91 20H89V21H90V25H91V30H92V27H93V26H95V27H97V28L101 27V26H100V21H98V19H96V21H98L99 23H96L95 21H94V22H95L96 24H98L99 27H98V25L96 26V24H95L93 21H91ZM107 20H113V19H107ZM125 20H126V19H125ZM125 20H124V21H125ZM64 21H65V19H64ZM64 21H63V23H64ZM74 21L76 22V24H75L76 26H78V24H79V26H80V25L82 26L81 23H78V24H77V21H76V20H74ZM79 21H78V22H79ZM144 21H145V22H144ZM230 21H231V20H230ZM241 21H242V20H241ZM71 22H72V21H71ZM91 22H92V24H91ZM101 22H102V21H101ZM192 22H193V21H192ZM198 22H200V21L198 20ZM198 22H197V23H198ZM217 22H215V23H217ZM243 22H245V21H243ZM85 23H86V22H85ZM85 23H84V24H85ZM87 23L89 24L88 21H87ZM87 23H86V24H87ZM116 23H117V22H116ZM197 23H193V24H197ZM213 23H214V19H213ZM215 23H214V24H215ZM226 23H229V22H226ZM230 23H232V21H231ZM68 24H69V23H68ZM71 24H72V23H71ZM93 24H94V25H93ZM101 24H104V23H101ZM214 24H213V26H214ZM64 25H65V23H64ZM66 25H67V24H66ZM104 25H105V24H104ZM201 25H202V22H201ZM61 26H62V25H61ZM79 26H78V27H79ZM81 26H80V27H81ZM87 26H88V25H87ZM87 26H86V29L88 28ZM102 26H103V25H102ZM107 26H108V24H107ZM115 26H116V25H115ZM196 26H198V25H196ZM224 26L226 27L227 25H224ZM224 26H223V27H224ZM230 26H231V25H229V27H230ZM54 27H55V26H54ZM80 27H79V29H80V31H81L82 29H81ZM95 27H94V28H95ZM104 27H105V26H104ZM104 27H103V28H104ZM216 27H217V26H216ZM216 27L214 26V28H216ZM219 27H220V26H218V29H219V31H220L221 28H219ZM221 27H222V26H221ZM229 27H227V28H229ZM232 27H234V26H231L230 28L232 29ZM52 28H53V27H52ZM76 28H77V27H76ZM82 28H83V27H82ZM111 28H112V27H111ZM171 28L173 29V28H175V27H174V26H173V27H172V26L170 27V30H171V32H172V29H171ZM202 28H203V27H202ZM230 28H229V29H230ZM41 29H43V28H41ZM53 29H54V28H53ZM56 29H57V28H56ZM65 29H66V28H64V30H65ZM69 29H70V28H69ZM71 29H72V28H71ZM89 29H90V27H89ZM89 29H88V30H89ZM100 29H101V28H100ZM104 29H105V28H104ZM106 29H107V28H106ZM106 29H105V30H106ZM165 29H166V28H165ZM177 29H178V28H177ZM197 29H198V27H197ZM197 29H196V30H197ZM206 29H207V28H205V29H203V30H206ZM212 29H213V28H212ZM241 29H240V30H241ZM67 30H68V29H66V31H67ZM84 30H85V29H84ZM88 30H87V31H88ZM94 30H95V29H94ZM97 30H98V29H97ZM97 30H95V32H97ZM107 30H108V29H107ZM168 30H169V27H168ZM170 30H169V31H170ZM215 30H216V29H215ZM215 30H214V31H215ZM223 30H224V32H225V31H226V28H224ZM235 30H236V29H235ZM240 30L238 29V31H240ZM52 31H53V30H52ZM62 31H63V30H62ZM66 31H65V34H66ZM69 31H70V30H69ZM77 31H78V30H77ZM89 31H90V30H89ZM98 31H99V30H98ZM102 31H103V30H102ZM169 31H168V33H169ZM175 31H176V30H175ZM198 31H199V30H198ZM206 31H207V30H206ZM208 31H210V29H209ZM232 31H233V30H232ZM232 31H231V32H232ZM238 31H237V32H238ZM47 32H48V31H47ZM90 32H91V31H90ZM92 32H93V30H92ZM92 32H91V33H92ZM99 32H100V31H99ZM106 32H107V31H105V33H106ZM164 32H165V30H164ZM194 32H196V31H194ZM216 32H217V31H216ZM221 32H223V31H221ZM228 32H229V31H228ZM237 32H236V33H237ZM42 33H43V32H42ZM68 33L70 34V35H69L70 38H73V37H74V36L72 37V34H75L74 32H73V33L68 32ZM82 33H83V32H82ZM101 33H103V32H101ZM123 33H124V32H123ZM166 33H167V32H166ZM176 33H177V31H176ZM189 33H190V32H189ZM203 33H206V32H203ZM45 34H46V32H45ZM53 34H54V33H53ZM59 34H60V33H59ZM59 34H58V35H59ZM61 34H62V33H61ZM61 34H60V35H61ZM77 34H78V33H77ZM86 34H87V33H86ZM88 34H89V32H88ZM96 34H97V33H96ZM96 34H95V35H96ZM172 34H173V33H172ZM172 34L170 33V35H172ZM196 34H197V33H196ZM211 34H212V33H210V35H211ZM233 34H235V32H234ZM239 34H240V33L238 32V35H239ZM41 35H42V34H41ZM66 35H67V34H66ZM66 35H65V36H66ZM84 35H85V31H84ZM100 35H102V34H100ZM122 35H124V34H122ZM174 35H175V34H174ZM174 35H173V36H174ZM177 35H181V34H177ZM182 35H183V34H182ZM182 35H181V36H182ZM213 35H214V34H213ZM225 35H226V34H225ZM236 35H237V34H236ZM236 35H235V36H236ZM261 35H263V36H261ZM62 36H63V35H62ZM76 36H77V35H76ZM175 36H176V35H175ZM181 36H180V37H181ZM200 36H201V35H200ZM219 36H220V35H219ZM241 36H243V35L241 34ZM33 37H34V36H33ZM59 37H60V36H59ZM67 37H68V36H67ZM78 37H79V36H78ZM83 37H84V36H83ZM85 37H87V35H86ZM100 37H101V36H100ZM102 37H104V36H102ZM115 37H116V36H115ZM165 37H166V36H165ZM188 37H189V36H188ZM209 37H210V36H209ZM212 37H213V39H215L214 36H212ZM216 37H218V35H217ZM228 37H230V35H229ZM228 37H227V38H228ZM237 37H238V36H237ZM261 37H262V39H261ZM34 38H35V37H34ZM44 38H45V37H44ZM60 38H61V37H60ZM70 38L68 37L67 39H70ZM162 38H163V39H162ZM166 38H167V37H166ZM174 38H176V37H174ZM174 38H173V39H174ZM178 38H179V37H178ZM200 38H201V37H200ZM200 38H199V39H200ZM227 38H225L224 40L222 39L221 41H219V42L217 43V41L219 40V38H218V40L216 41V43H214V42H213L212 44L210 43V44H211V45H210L211 47L207 46V49H206V50L208 51L210 48H211V49L213 48V50L215 49L214 51L219 52V51H223L222 49H224V47H225V50H227V48H226V45H228V44H227V40H228ZM230 38H231V37H230ZM63 39H64V38H63ZM122 39H123V38H122ZM122 39H121V40H122ZM124 39H126V36H125ZM188 39H189V38H188ZM203 39H204V38H203ZM209 39H212V38H209ZM242 39H243V38H242ZM57 40H60V39L57 38ZM57 40H56V41H57ZM126 40H127V39H126ZM126 40H123V41H126ZM174 40H175V39H174ZM176 40H177V38H176ZM181 40H182V39H181ZM65 41H68V40H65ZM137 41H138V42H137ZM169 41H170V40H169ZM207 41H208V40H207ZM60 42H61V41H60ZM116 42L118 43V41H116ZM121 42H122V41H121ZM127 42H129V41L127 40ZM171 42H173V41H171ZM176 42H177V41H176ZM211 42H212V41H211ZM263 42H264V41H263ZM63 43H64V42H63ZM66 43H67V42H66ZM124 43H125V42H124ZM167 43H168V42H167ZM177 43H178V42H177ZM195 43H196V42H195ZM53 44H54V43H53ZM114 44H115V43H114ZM118 44H119V43H118ZM126 44H128V43H126ZM126 44H123V42L121 43V45H123V46L125 45L124 47H126ZM129 44H130V43H129ZM168 44H169V43H168ZM173 44L175 45L176 43H173ZM179 44H180V43H179ZM185 44H186V43H185ZM199 44H200V43H199ZM259 44H260V42H259ZM121 45H120V46H121ZM171 45H172V44H171ZM256 45H258V44H256ZM120 46H119V47L117 46L118 48H117V47H116V48H117V49H121ZM130 46H131V45H130ZM179 46H180V45H179ZM182 46H183V44H182ZM182 46H180V47H182ZM193 46H194V45H193ZM193 46H192V47H193ZM114 47H115V46H114ZM127 47H129V46H127ZM131 47H132V46H131ZM160 47H161V48H160ZM171 47H172V46H171ZM173 47H174V46H173ZM180 47H177V48L175 47V48H176V49H179ZM185 47H186V45H185ZM185 47H184V48H185ZM203 47H204V46H203ZM205 47H206V46H205ZM205 47H204V48H205ZM251 47H252L253 49H252ZM167 48H168V47H167ZM250 48H251V49H250ZM127 49H130V48H127ZM132 49H133V48H132ZM132 49H130L131 52H132ZM185 49H186V48H185ZM197 49H198V48H197ZM231 49H232V48H231ZM259 49H260V48H259ZM134 50H136V51L138 52V49H134ZM139 50H140V49H139ZM161 50H162V49H161ZM194 50H195V49H194ZM199 50H200V48H199ZM199 50H198V52H199ZM119 51H120V50H119ZM119 51H118V50L116 51L117 54H118ZM122 51H124V50H121V52H122ZM125 51H126V50H125ZM125 51H124V52H125ZM128 51H129V50H127L124 54H123V53H122V54H123V55H127V53H130V51H129V52H128ZM184 51H185V50H184ZM196 51H197V50H196ZM211 51H212V50H211ZM214 51H213V52H214ZM231 51H232V50H231ZM258 51H259V52H258ZM59 52H60V50H59ZM137 52H136V53H137ZM139 52H140V54H141L142 51H139ZM139 52H138V53H139ZM159 52H160V51H159ZM190 52H191V51H190ZM213 52H212V53H213ZM227 52H228V50H227ZM254 52H255V51H254ZM57 53H58V52H57ZM119 53H120V52H119ZM136 53L134 52V55H135V56H136ZM162 53H163V52H162ZM192 53H193V52H192ZM203 53H204V52H203ZM212 53H211V54H212ZM221 53H222V52H221ZM228 53H229V52H228ZM250 53H251V55H250ZM60 54H61V52H60ZM113 54H115V53H113ZM117 54H116V55H117ZM122 54H121V56H122ZM131 54H132V53H131ZM146 54H147V53H146ZM171 54H172V53H170V55H171ZM189 54H190V53H189ZM194 54H195V53H194ZM216 54H217V53H215V56H216ZM2 55H3V54H2ZM22 55H23V54H22ZM128 55H129V54H128ZM137 55H138V54H137ZM158 55L160 56L161 54H158ZM164 55H165V54H164ZM260 55H259V58H260ZM3 56H4V55H3ZM19 56H20V55H19ZM114 56H115V55H114ZM117 56H118V55H117ZM132 56H133V55H132ZM172 56H173V55H172ZM61 57H62V55H61ZM63 57H64V55H63ZM124 57H125V56H124ZM124 57H123V58L120 57V59L122 58V60H123V59H126V58H127V56H126L125 58H124ZM174 57H175V56H174ZM174 57H172V58L174 59ZM217 57H218V56H217ZM3 58H4V57H3ZM15 58H16V57H15ZM19 58H20V57H19ZM19 58H18V59H19ZM21 58H22V57H21ZM23 58H24V57H23ZM23 58H22V59H23ZM10 59H11V58H10ZM18 59H17V60H18ZM24 59H25V58H24ZM150 59H151V58H150ZM162 59H163V58H162ZM214 59H215V58H214ZM260 59H262V57H261ZM20 60H21V59H20ZM122 60H121V61H122ZM127 60H129V59H127ZM154 60H155V59H154ZM157 60H158V59H156L155 61L157 62ZM165 60H166V59H165ZM174 60H176V59H174ZM262 60H263V59H262ZM1 61H2V59H1ZM13 61H15V60H13ZM168 61H170V60L168 59ZM248 61H247V62H248ZM3 62H4V61H3ZM3 62H2V63H3ZM23 62H24V60H23ZM25 62H26V61H25ZM125 62H126V60H125ZM128 62H129L130 64H131V63L134 64V62H133L132 60H131V62H130V61H128ZM180 62H182V61H180ZM218 62H219V61H218ZM228 62H229V64H228ZM247 62H245V63L247 64ZM129 63L126 62V64H129ZM165 63H166V62H165ZM165 63H164V64H165ZM182 63H183V62H182ZM204 63H205V62H204ZM245 63H244V64H245ZM0 64H1V63H0ZM9 64H10V63H9ZM16 64H18V62H17ZM24 64H25V63H24ZM126 64H124V65H126ZM130 64H129V65H130ZM151 64H152V63H151ZM157 64H158V62H157ZM160 64H161V63H160ZM162 64H163V63H162ZM187 64H188V63H187ZM205 64H206V63H205ZM213 64H214V63H213ZM213 64H211V65H213ZM246 64H245V65H246ZM248 64H249V63H248ZM254 64H255V63H254ZM11 65H12V64H11ZM20 65H22V64H20ZM135 65H136V64H135ZM139 65H140V64H139ZM144 65H146V64L144 63ZM154 65H155V64H154ZM263 65H264V64H263ZM12 66H15V65H12ZM120 66H121V65H120ZM131 66H132V65H131ZM131 66H130V70H133V69L135 70V69H136L135 67L132 68ZM140 66H141V65H140ZM140 66H139V67H140ZM160 66H161V65H160ZM177 66H178V65H177ZM181 66H182V64H181ZM184 66H185V65H184ZM187 66H189V65H187ZM256 66H257V65H256ZM0 67H1V66H0ZM4 67H5V63H4ZM18 67H19V66H18ZM18 67H17V68H18ZM29 67L31 68V66H29ZM34 67H35V66H34ZM37 67H38V66H37ZM40 67H41V66H40ZM43 67H44V66H42V68H43ZM46 67L49 68L50 66H46ZM46 67H45V68H46ZM72 67H73V66H72ZM117 67H119V66H117V65H116L115 67H112V66H111L110 69L113 68V70H114V69H116ZM165 67H166V66H165ZM169 67H170V66H169ZM261 67H262V66H261ZM6 68H7V67H6ZM73 68H74V67H73ZM77 68H78V67H77ZM107 68H109V67L107 66ZM125 68H126V67H125ZM125 68H124V66L122 65V67L120 68V69H122V70H120V69L118 68L116 72L114 71V72H115V75H118V76H116L117 78L114 79V80H119V81H116V83H117V82H120L121 77L123 78V76L125 75V73H127V71L129 70V66L126 68V70H124ZM155 68H156V66H155ZM155 68H154V69H155ZM157 68H159V66H158ZM161 68H164V67L162 66ZM161 68H159V69H161ZM174 68H175V67H174ZM176 68H177V67H176ZM9 69H10V68H9ZM14 69H15V68H14ZM14 69H13V70H14ZM18 69H19V68H18ZM141 69H142V67H141ZM141 69L139 68V70H141ZM151 69H152V68H151ZM167 69H168V67H167ZM171 69H173V68H171ZM177 69H178V68H177ZM185 69H186V68H185ZM0 70H1V69H0ZM16 70H17V69H15V71H16ZM19 70H20V69H19ZM26 70H27V69H26ZM29 70H30V69H29ZM41 70H42V69H41ZM44 70H45V69L42 70V73H43ZM47 70H48V69H47ZM111 70H112V69H111ZM111 70H110V73L112 72ZM119 70H120V71H119ZM136 70H137V69H136ZM139 70H138V71H139ZM143 70L145 71V69H142L141 71H143ZM149 70H150V69H149ZM161 70H162V69H161ZM161 70H159V71H161ZM168 70L170 71V68H169ZM168 70H167V71H168ZM49 71H52L51 68L49 69ZM123 71H124L125 73H124ZM141 71L138 72V73H140V76H143V77H144V72H143V74L141 75ZM156 71H158V70H156ZM162 71H163V70H162ZM181 71H183V70L181 69ZM184 71H185V70H184ZM184 71H183V72H184ZM259 71H260V70H259ZM10 72H11V71H10ZM10 72H9V73H10ZM31 72H32V71H31ZM121 72H122V73H121ZM131 72H132V71H130V73H131ZM133 72H134V73H132L133 76L138 78V76H135V75H134V74H135V71H133ZM145 72H146V71H145ZM147 72H148V71H147ZM152 72H153V70H152ZM154 72H155V71H154ZM174 72H175V71H174ZM216 72H217V71H216ZM9 73H8V74H9ZM45 73H46V72L44 71V74H45ZM47 73H48V72H47ZM117 73H118V74H117ZM138 73H137V71H136V74H137V75H138ZM164 73H169V72H164ZM177 73H178V72H177ZM186 73H187V72H186ZM208 73H209V72H208ZM1 74H2V73H0V75H1ZM111 74H112V73H111ZM122 74H124V75L121 76ZM148 74H149V73H148ZM158 74H159V72H158ZM178 74H179V73H178ZM203 74H204V73H203ZM206 74H207V73H206ZM19 75H20V73H19ZM115 75H114V77H115ZM126 75H127V74H126ZM129 75H130V74H129ZM154 75H155V74L153 73L152 76H154ZM156 75H157V74H156ZM161 75H163V73H162ZM170 75H171V74H170ZM170 75H169V77H170ZM172 75H173V74H172ZM180 75H181V74H180ZM2 76H3V75H2ZM6 76H7V73H6ZM63 76H64V75H63ZM127 76H128V75H127ZM140 76H139V77H140ZM145 76H147V74H146ZM149 76H150V75H149ZM152 76H151V77H152ZM159 76H160V74H159ZM159 76H158V80H159ZM177 76H178V75L175 76V74H174V76H171V77H173V79H174V77H177ZM188 76H189V75H188ZM198 76H199V75H198ZM209 76H210V75H209ZM7 77H8V76H7ZM15 77H16V76H15ZM17 77H18V76H17ZM124 77H125V76H124ZM131 77H132V75H131ZM163 77L166 78V77H168V75H167V76H164V75H163ZM171 77H170V79H171ZM196 77H197V76H196ZM202 77H203V76H202ZM215 77H216V76H215ZM220 77H221V76H220ZM57 78H58V77H57ZM132 78H133V77H132ZM144 78H145V77H144ZM146 78H147V77H146ZM146 78H145V79H146ZM152 78H154V79H152ZM152 78H151V80L149 79L151 82L154 80L155 83H158V82H156V80H155L156 76H155V77H152ZM161 78H162V77H161ZM189 78H190V77H189ZM58 79H59V78H58ZM58 79H56V80H58ZM126 79H127V78H126ZM126 79L124 78V80H126ZM128 79H130V78H128ZM135 79H136V78H135ZM135 79H133V80H135ZM138 79H139V78H138ZM141 79H142V78H141ZM173 79H172V80H173ZM176 79H177V78H176ZM203 79H204V78H203ZM213 79H214V78H213ZM221 79H222V78H221ZM1 81H2V80H1ZM11 81H12V80H11ZM58 81H59V83L62 85L61 81L63 82L64 80H62V79L60 80V79H59ZM58 81H55V82H56L55 85L58 86V88H59V85H58V83H57ZM68 81H70V80H68ZM127 81H129V80H127ZM145 81H146V80H145ZM147 81H148V79H147ZM159 81H160V80H159ZM192 81H193V80H192ZM2 82H3V81H2ZM55 82H54V83H55ZM134 82H135V81H134ZM134 82H133V83H134ZM141 82H142V81H141ZM169 82H170V81H168V83H169ZM172 82H173V81H172ZM201 82H202V81H201ZM228 82H227V84H228ZM12 83H13V82H12ZM22 83H23V82H22ZM68 83H69V82H67V85H71L70 83H69V84H68ZM121 83H122V84H120V83H119V84H120V85H124V84H123V81H122ZM138 83H140L139 80H138ZM138 83H137V85H138ZM145 83H146V82H145ZM148 83H149V82H148ZM159 83L162 84V83H164V82L161 81V82H159ZM168 83H167V84H168ZM170 83H171V82H170ZM190 83H191V82H190ZM190 83H189V84H190ZM229 83H230V82H229ZM20 84H21V83H20ZM126 84H127V83H126ZM134 84H135V83H134ZM143 84H144V83H143ZM146 84H147V83H146ZM165 84H166V83H165ZM201 84H202V83H201ZM6 85H7V84H6ZM13 85H14V84H13ZM130 85H131V84H130ZM130 85H129V87H130ZM135 85H136V84H135ZM144 85H145V84H144ZM144 85H143V86H144ZM149 85H150V84H149ZM158 85H159V84H158ZM179 85H181V84L179 83ZM0 86H1V84H0ZM2 86H4V85H2ZM8 86H9V85H8ZM14 86H16V85H14ZM62 86H63V85H62ZM62 86H60V89L62 88ZM98 86H99V84H98ZM132 86H133V85H132ZM140 86H141V88L143 87L142 84H140ZM154 86L156 87L155 84H154ZM159 86H160V85H159ZM181 86H182V85H181ZM233 86H234V85H233ZM17 87H18V86H17ZM21 87H22V86H21ZM100 87H101V86H100ZM157 87H158V86H157ZM157 87H156V88H157ZM176 87H177V85H176ZM178 87H179V86H178ZM182 87H183V86H182ZM182 87H181V88H182ZM11 88H12V87H11ZM19 88H20V87H19ZM19 88H15V90L17 89L18 94H20V93L23 94V92H21ZM55 88H57V87H55ZM58 88H57V89H58ZM68 88H69V86H68ZM80 88H81V87H80ZM127 88H128V87H127ZM134 88H135V87H134ZM136 88H137L136 91L139 90V86L136 87ZM144 88H146V86H145ZM158 88H159V87H158ZM171 88H172V86H171ZM171 88H170V90H171ZM181 88H180V90H181ZM183 88H184V87H183ZM18 89H19L20 92L18 91ZM21 89H22V88H21ZM60 89H58V90H60ZM132 89H133V88H132ZM153 89H155V88H153ZM164 89H165V88H164ZM166 89H168V87H167ZM173 89H174V88H173ZM187 89H188V88H187ZM3 90H4V88H3ZM6 90H8V89H6ZM23 90H24V88H23ZM58 90H56V91H58ZM69 90H70V89H69ZM157 90H159V89H157ZM157 90H156V91H157ZM174 90H175V89H174ZM184 90H185V89H184ZM261 90H263V91H261ZM10 91H11V89H10ZM10 91H9V92H10ZM12 91H13V90H12ZM81 91H82V90H81ZM140 91H141V89H140ZM142 91H143V90H142ZM159 91H160V90H159ZM162 91H163V89H162ZM166 91H167V90H165V92H166ZM250 91H251V92H250ZM258 91H259V92H258ZM260 91H261V92H260ZM0 92H1V91H0ZM26 92H27V91H26ZM26 92H25V93H26ZM67 92H68V91H67ZM137 92H138V91H137ZM144 92H145V91H144ZM144 92H143V94H144ZM153 92H154V90H153ZM177 92H179V90H177ZM256 92H257V93H256ZM11 93H12V92H11ZM11 93H10V94H11ZM14 93H15V92H14ZM29 93H30V92H29ZM57 93H59V91H58ZM62 93H63V92H62ZM69 93H71V92H68V96H70ZM100 93H101V92H100ZM157 93H158V92H157ZM167 93H168V92H167ZM169 93H170V91H169ZM237 93H238V92H237ZM3 94H4V93H3ZM5 94H6V93H5ZM21 94H20V95H21ZM138 94H139V93H138ZM159 94H160V93H159ZM170 94H172V91H171ZM190 94H191V93H190ZM222 94H223V93H222ZM61 95H62V94H61ZM140 95H141V94H140ZM144 95H145V94H144ZM144 95H143V96H144ZM181 95H182V94H181ZM246 95H247V94H246ZM246 95H245V96H246ZM263 95H264V94H263ZM0 96H1V95H0ZM11 96H12V95H11ZM11 96H10V97H11ZM21 96H22V95H21ZM27 96H30V95L28 94ZM108 96L111 97L112 95L110 96V94H109ZM149 96H150V95H149ZM168 96H169V94L167 95V97H168ZM234 96H235V95H234ZM14 97H15V96H14ZM18 97H19V96H18ZM155 97H156V96H155ZM184 97H185V96H184ZM257 97H258V96H257ZM0 98H1V97H0ZM22 98H25V96H24V97L22 96ZM26 98H28V97H26ZM65 98H66V97H65ZM70 98H71V97H70ZM107 98H108V97H107ZM146 98H147V97H146ZM173 98H174V97H173ZM250 98H251V97H250ZM68 99H69V97H68ZM108 99H110V98H108ZM164 99H165V98H164ZM168 99H169V98H168ZM177 99H178V98H177ZM258 99H259V98H258ZM23 100H24V99H23ZM166 100H167V99H166ZM166 100H165V101H166ZM172 100H174V99H172ZM180 100H181L180 102H182V99H180ZM254 100H255V99H254ZM262 100H263V99H261V101H262ZM27 101H29V99H27ZM68 101H69V100H68ZM119 101H120V100H119ZM160 101H162V100H160ZM178 101H179V100H178ZM183 101H184V100H183ZM186 101H188V100H186ZM22 102H23V101H22ZM30 102H31V101H30ZM66 102H67V100H66ZM66 102H65V103H66ZM116 102H117V100H116ZM116 102H115V103H116ZM247 102H248V101H247ZM263 102H264V101H263ZM67 103H68V102H67ZM117 103H118V102H117ZM117 103H116V104H117ZM158 103H159V99H158ZM189 103H190V102H189ZM19 104H20V103H19ZM153 104H154V103H153ZM263 104H264V103H263ZM8 105H9V104H8ZM32 105H33V103H32ZM32 105H31V106H32ZM147 105H148V104H147ZM150 105H151V107L153 108L152 103H151ZM155 105H156V104H155ZM159 105H160V103H159ZM169 105H170V104H169ZM184 105H186V104H184ZM236 105H237V104H236ZM260 105H262V104H260ZM16 106H17V105H16ZM21 106H22V105H21ZM31 106H30V107H31ZM148 106H149V105H148ZM157 106H158V105H157ZM164 106H165V105H164ZM170 106H171V105H170ZM180 106H182V105H180ZM187 106H188V105H187ZM18 107H20V106H18ZM18 107H17V108H18ZM22 107H24V106H22ZM30 107H29V108H30ZM33 107H34V106H32L31 108H33ZM132 107H133V106H132ZM154 107H156V106H154ZM168 107H169V106H168ZM175 107H177V106H175ZM175 107H174V108H175ZM190 107H191V106H190ZM234 107H235V106H234ZM261 107H262V106H261ZM12 108H14V107H13V104H12ZM24 108H25V107H24ZM129 108H130V107H129ZM160 108H161V107H160ZM170 108H173V107H172V106L169 107V111H170ZM184 108H185V107H184ZM196 108H197V107H196ZM259 108H260V107H259ZM22 109H23V108H22ZM149 109H150V108H149ZM166 109H167V108H166ZM182 109H183V108H182ZM237 109H238V108H237ZM15 110H16V108H15ZM24 110H25V109H24ZM32 110H33V109H32ZM158 110H159V109H158ZM171 110H172V109H171ZM177 110H178V108H175V110L172 112V114L174 113L172 117L175 116V117H174V119H175L174 121L176 122V124L179 123V120H178L179 118L177 119L176 117H178V116L175 115V114H177L176 112H178ZM180 110H181V109H180ZM183 110H184V109H183ZM224 110H225V109H224ZM260 110H261L260 112L258 111L259 113H261L263 109H260ZM30 111H31V109H30ZM35 111L37 112V110H35ZM128 111H131V110H128ZM128 111H127V112H128ZM132 111H133V109H132ZM154 111H156L155 108H154ZM194 111H195V110H194ZM18 112H19V111H18ZM27 112H28V111H27ZM27 112L25 113V111H24L23 113H24V114H27ZM33 112H34V110H33ZM36 112H35V113H36ZM157 112H159V111H157ZM160 112H161V111H160ZM166 112H167V111H166ZM192 112H193V111H192ZM244 112H245V111H244ZM247 112H248V111H247ZM23 113H22L21 115H23ZM49 113H50V112H49ZM128 113L131 114V112H128ZM179 113H180V112H179ZM262 113H263V112H262ZM262 113H261L260 115H259V114H258V115L255 114V115H256L255 118L258 117V119L254 120V119H255V118H254V119H253L254 121L248 120V121H251V123L246 121L247 124L250 125V127L253 128L254 123H258L260 117H261V118H264V113H263V115H262ZM33 114H34V113H33ZM51 114H52V113H51ZM97 114H98V113H97ZM132 114H134V113H132ZM158 114H159V113H158ZM163 114H165V112H164ZM181 114H182V113H181ZM197 114H198V113H197ZM34 115H35V114H34ZM49 115H50V114H49ZM136 115H137V114H136ZM179 115H180V114H179ZM190 115H191V114H190ZM193 115H194V114H193ZM233 115H234V114H233ZM255 115H254V116H255ZM19 116H20V115H19ZM24 116H26V115H24ZM29 116H30V115H29ZM92 116H93V115H92ZM149 116H150V115H149ZM149 116H146V117H149ZM157 116H158V115H157ZM169 116H170V115H169ZM183 116H184V115H183ZM262 116H263V117H262ZM22 117H23V116H22ZM31 117H32V116H31ZM35 117H36V116H35ZM94 117H95V115H94ZM96 117H97V116H96ZM96 117H95V118H96ZM151 117H153V115H151ZM161 117H162V116H161ZM172 117H171V121H172V122L169 120V122H170L171 124L168 122V124H165V125H166V126H170V125H172L173 127H172V126H170V127H168V128L166 127V129H170L171 127H172L173 129H175V127L177 126L176 129L178 128V130H176V131H181V130L179 129V124H178V125H175V122H173V118H172ZM193 117H194V116H193ZM7 118H8V117H6V119H7ZM18 118H19V117H18ZM20 118H21V116H20ZM36 118H37V117H36ZM252 118H253V117H252ZM26 119H27V118H26ZM33 119H34V118H33ZM98 119H99V118H98ZM98 119L95 120V121H96V122H95V125H96ZM107 119H108V118H107ZM111 119H112V117H111ZM137 119H139V118H137ZM137 119H136V120H137ZM148 119H149V118H148ZM155 119H156V118H155ZM159 119H160V118H159ZM159 119H158V120H159ZM7 120H8V119H7ZM29 120H30V118H29ZM39 120H40V119H39ZM113 120H114V119H113ZM113 120H112V121H113ZM145 120H146V118H145ZM151 120H152V118H151ZM151 120H150V121H151ZM261 120H262V119H261ZM20 121H21V120H19V122H20ZM22 121H23V120H22ZM137 121H138V120H137ZM160 121H161V120H160ZM162 121H163V120H162ZM177 121H178V122H177ZM192 121H193V120H192ZM262 121H264V120H262ZM26 122H27V120H26ZM114 122H115V121H114ZM121 122H123V120H121ZM134 122H135V121H134ZM134 122H133V123H134ZM148 122H149V121H148ZM148 122H147V123H148ZM163 122H164V121H163ZM228 122H229V121H228ZM246 122H245L244 124H246ZM10 123H11V121H10ZM17 123H18V119H17ZM21 123H22V122H21ZM29 123H31V122H29ZM99 123H100V122H99ZM111 123L114 124V125L116 124V122H115V123L111 122ZM118 123H120V122H118ZM129 123H130V125L132 124L130 121H129ZM139 123H140V122H139ZM153 123H154V122H153ZM180 123H181V122H180ZM184 123H185V122H184ZM232 123H233V122H232ZM241 123H242V122H241ZM241 123H239L240 126H239V128H238V132L240 131L239 129H241L240 127H242V125H243V124L241 125ZM249 123H250V124H249ZM261 123H262V124H261ZM6 124H7V122H6ZM23 124H24V123H23ZM23 124H22V125H23ZM33 124H35V123H33ZM97 124H98V123H97ZM112 124H111V125H112ZM137 124H138V122H137ZM150 124H151V122H150ZM150 124H149V125H150ZM169 124H170V125H169ZM235 124L238 125V123H235ZM259 124H260V125H259ZM22 125H20V126H22ZM24 125H26V124H24ZM117 125H118V124H117ZM134 125H135V124H134ZM160 125H161V124H160ZM174 125H175V126H174ZM184 125H185V124H184ZM190 125H191V124H190ZM193 125H194V124H193ZM256 125H257V126L255 127L256 130L252 129L251 131H253V133H255V135H257L256 133H258V136H260L259 132H260V129L262 130V128H260L259 126L263 125V122L260 121V122H259L258 124H256ZM27 126H28V125H27ZM27 126H26V127H27ZM112 126H113V125H112ZM125 126H126V125H125ZM127 126H128V125H127ZM131 126H132V125H131ZM153 126H154V125H153ZM185 126H186V125H185ZM23 127H25V126H23ZM115 127H116V126H115ZM118 127H119V126H118ZM118 127H116L117 130H120V128L118 129ZM120 127H121V125H120ZM122 127H123V126H122ZM136 127H137V126H136ZM139 127H140V126H139ZM162 127H163V126H162ZM164 127H165V126H164ZM226 127H227V126H226ZM235 127H236V128H235ZM235 127H233V128L236 130V129H237V126H235ZM244 127L246 128L247 125H246V126H243V128H244ZM12 128H13V127H12ZM99 128H101L100 125H99ZM116 128H115V129H116ZM125 128H126V129H123V128H122L121 132L123 131V133H124V130H125V131L129 130V129H127V127H125ZM129 128H130V127H129ZM140 128H141V127H140ZM151 128H152V127H151ZM151 128H149V129H151ZM160 128H161V127H160ZM181 128H182V127H181ZM190 128H191V127H190ZM233 128H231V129H233ZM257 128H258V129H257ZM5 129H6V127H5ZM7 129H8V128H7ZM101 129L104 130L105 127H104V128L102 127ZM101 129H100V131H101ZM115 129H113V130H115ZM133 129H134V128H133ZM135 129H136V128H135ZM135 129H134V130H135ZM141 129H142V128H141ZM145 129H147V128H145ZM149 129H148V130H149ZM152 129H153V128H152ZM156 129H157V128H156ZM192 129H193V128H192ZM234 129H233V131H234ZM117 130L115 131L116 133H117ZM130 130H131V128H130ZM134 130H132V131H134ZM136 130H138V129H136ZM162 130H163V129H162ZM171 130H172V129H171ZM171 130H170V131H171ZM185 130H186V128H185ZM257 130H258L259 132H257ZM12 131H13V130H12ZM12 131H11V132H12ZM100 131H99V132H100ZM110 131H111V130H110ZM140 131H141V130H140ZM150 131H151V130H150ZM150 131H148V132H150ZM172 131H173L174 133H177V132L174 131V130H172ZM187 131H188V130H187ZM199 131H200V130H199ZM223 131H224V130H223ZM236 131H237V130H236ZM236 131H235V132H236ZM254 131H255V132H254ZM101 132H102V131H101ZM101 132H100L99 134H101ZM113 132H114V131H113ZM113 132H112V133H113ZM115 132H114V133H115ZM142 132H143V131H142ZM144 132H145V131H144ZM162 132H163V131H162ZM164 132H165V131H164ZM168 132H169V131H168ZM245 132H246V131H245ZM261 132H262V131H261ZM92 133L96 134V131H95V132H92ZM104 133H106V131H104ZM126 133H127V132H126ZM126 133L124 134L125 137H127V136H126ZM133 133H134V132H133ZM133 133H132V134H133ZM171 133H172V132H171ZM189 133H190V132H189ZM94 134H93L92 136H94ZM99 134H98V136H99ZM109 134H111V133H109ZM137 134H138V133H137ZM145 134H147V133H145ZM149 134H150V133H149ZM165 134H166V133H165ZM183 134H185V133H183ZM183 134H182V136L184 137ZM85 135H86V139H87V137L89 138V136H90V134H89V135H88V134H85ZM96 135H97V134H96ZM116 135H117V134H115V136H116ZM134 135H136V134H134ZM139 135H140V133H139ZM153 135H154V134H153ZM157 135H158V134H157ZM162 135H163V134H162ZM177 135L179 136V135H181V134H177ZM250 135H252V134H250ZM262 135H263V134H262ZM92 136H91V137H92ZM105 136H106V135H105ZM111 136H112V135H111ZM118 136H120V138H121V135H118ZM122 136H123V135H122ZM140 136H141V135H140ZM167 136H168V135H167ZM245 136H246V135H245ZM247 136H248V135H247ZM247 136H246V137H247ZM91 137H90V139H91ZM132 137H133V136H132ZM134 137H136V136H134ZM142 137H143V136H142ZM161 137H162V136H161ZM183 137H182V138H183ZM196 137H197V135H196ZM250 137L252 138V136H250ZM114 138H115V137H114ZM118 138H119V137H118ZM130 138H131V137H130ZM157 138H160V137L158 136ZM162 138H163V137H162ZM162 138H161V139H162ZM172 138H173V137H172ZM176 138H178V137H176ZM184 138H186V137H184ZM192 138H193V137H192ZM254 138H256V137H254ZM257 138H258L259 141L262 140V139H259V137H257ZM92 139H93V138H92ZM125 139H126V138H125ZM154 139L156 140V137H154ZM166 139H167V138H166ZM249 139H250V138H249ZM263 139H264V138H263ZM0 140H1V139H0ZM88 140H89V139H88ZM100 140H101V141H100ZM127 140H128V139H127ZM129 140H130V139H129ZM140 140H141V139H140ZM147 140H148V138L146 139V141H147ZM175 140H176V139H174V141H175ZM198 140H199V139H198ZM38 141H39V140H38ZM92 141H95V139L92 140ZM99 141L102 142V138H101V136H100ZM99 141H98V145H97V146H99V143H100ZM103 141H104V140H103ZM138 141H139V140H138ZM156 141H157V140H156ZM172 141H173V139H172ZM177 141H178V140H177ZM202 141L204 142V140H202ZM202 141H201V142H202ZM207 141H208V140H207ZM216 141H217V138L214 139L213 143L216 144ZM246 141H247V140H246ZM246 141H245V142H246ZM248 141H249V142H252V140H251V141L248 140ZM248 141H247V142H248ZM254 141H255V140H254ZM96 142H97V141H96ZM131 142H132V141H131ZM139 142H141V141H139ZM142 142H143V141H142ZM142 142H141V143H142ZM149 142H151V141H149ZM149 142H148V143H149ZM154 142H155V141H154ZM158 142H159V141H158ZM205 142H206V141H205ZM243 142H244V141H243ZM249 142H248V143H249ZM255 142H256V141H255ZM257 142H258V141H257ZM260 142H261V141H260ZM262 142H263V141H262ZM2 143H3V142H0V144H2ZM5 143H6V142H5ZM117 143H120V142L117 141ZM125 143H127V142L124 141V144L121 143V145L125 146V145H126ZM135 143H136V142H135ZM145 143H146V142H145ZM145 143H144V144H145ZM151 143H152V142H151ZM155 143H156V142H155ZM159 143H160V142H159ZM178 143H179V142H178ZM40 144L43 145V143H41V142H40ZM48 144H49V143H48ZM128 144H129V143H128ZM161 144H162V142H161ZM215 144H214V145H215ZM2 145H3V144H2ZM2 145H1V146H2ZM4 145H5L6 148L8 147V146H6V144H4ZM4 145H3L1 148H5ZM37 145H38V143H37ZM50 145H51V147H52V143H51V142H50ZM117 145H118V149H120V147H121L120 144H117ZM142 145H143V144H142ZM149 145H150V144H149ZM153 145H154V144H153ZM157 145H158V144H157ZM172 145H173V143H172ZM187 145H188V144H187ZM246 145H247V144H246ZM254 145H255V143H254ZM23 146H24V144H23ZM89 146H90V144H89ZM97 146H95V147H97ZM104 146H105V145H104ZM106 146H107V145H106ZM106 146H105V148H106ZM129 146H130V145H129ZM129 146L126 145L125 148H126V147L128 148ZM147 146H148V145H147ZM161 146H162V145H161ZM173 146H174V145H173ZM188 146H189V145H188ZM238 146H239V145H238ZM255 146H256V145H255ZM26 147H27V146H26ZM26 147H25V149L28 150L29 148L27 147V148H28V149H27ZM51 147H49V148H51ZM115 147H116V146H115ZM149 147H150V146H149ZM157 147H158V146H157ZM162 147H163V146H162ZM165 147H166V146H165ZM174 147H176V145H175ZM179 147H180V146H179ZM183 147H184V146H183ZM186 147H187V146H186ZM248 147H249V144H248ZM1 148H0V149H1ZM6 148H5V150H6L5 152H4L3 149H1L2 152H1V150H0V153H3V152H4L5 154H7L8 151H7ZM41 148H42V147H41ZM41 148H40V149H41ZM44 148H45V146H44ZM44 148H42V149L44 150ZM49 148H48V149H49ZM99 148H101V147H99ZM102 148H103V146H102ZM131 148L133 149L132 145H131ZM131 148H130V149H131ZM171 148H172V146H171ZM245 148H246V147H245ZM256 148H257V147H256ZM256 148H255V149H256ZM16 149H17V148H16ZM21 149L24 150V148H21ZM31 149H32V148H31ZM45 149H47V147H46ZM48 149H47V150H48ZM93 149H94V148H93ZM123 149H124V147H123ZM123 149H122V147H121L120 152H121V150H122V153H123V152H124ZM132 149H131V150H132ZM153 149H154V148H153ZM153 149H152V150H153ZM157 149H158V148H157ZM173 149H174V148H173ZM197 149H198V148H197ZM209 149H210V148H209ZM230 149H231V148H230ZM242 149H243V148H242ZM251 149H252V147H251ZM253 149H254V147H253ZM262 149H263V148H262ZM26 150H25V152H27ZM43 150H42V151H43ZM105 150H106V149H105ZM105 150H104V151H105ZM107 150H108V149H107ZM126 150H127V149H126ZM131 150H130V151H131ZM150 150H151V149H150ZM163 150H164V149H163ZM167 150H168V149H167ZM237 150H238V149H237ZM244 150H245V149H244ZM246 150H247V149H246ZM248 150H249V148H248ZM259 150H260V148H259ZM31 151H32V150H31ZM76 151H78V149H77ZM87 151H88V150H87ZM91 151H92V150H91ZM142 151H143V150H142ZM153 151H154V150H153ZM217 151H219V150H217ZM106 152H107V151H106ZM106 152H105V153H106ZM118 152H119V150H118ZM131 152H132V151H131ZM143 152H144V151H143ZM147 152H150V151H147ZM203 152H204V151H203ZM10 153H11V152H10ZM29 153H30V151H29ZM140 153H141V152H140ZM140 153H139V154H140ZM153 153H154V152H153ZM166 153H167V152H166ZM263 153H264V150H263ZM5 154H4V155H5ZM106 154H107V153H106ZM119 154H120V153H119ZM123 154H126V155L128 156L127 153H123ZM123 154H120V155H123ZM130 154H131V153H130ZM132 154H133V152H132ZM172 154H173V153H172ZM193 154H194V153H193ZM215 154H216V153H215ZM238 154H239V152H238ZM247 154H248V153H246V156H247ZM9 155H10V154H9ZM48 155H49V154H48ZM62 155H63V154H62ZM91 155H93V153H91ZM141 155H142V154H140V156H141ZM144 155L147 157L146 153H145ZM152 155H154V154H152ZM155 155H156V153H155ZM155 155H154V156H155ZM164 155H165V154H164ZM167 155H168V154H167ZM174 155H176V154H174ZM249 155H250V153H249ZM254 155H255V154H254ZM259 155H260V154H259ZM0 156H1V155H0ZM39 156H40V154H39ZM46 156H47V155H46ZM51 156H52V155H51ZM66 156H67V155H66ZM118 156H119V155H118ZM138 156H139V155H138ZM140 156H139V158H140ZM162 156H163V155H162ZM165 156H166V155H165ZM172 156H173V155H172ZM190 156H191V155H190ZM255 156H256V155H255ZM255 156H254V157H255ZM2 157H3V156H2ZM7 157H8V156H7ZM48 157H49V156H48ZM59 157H60V156H59ZM59 157H58V158H59ZM104 157H106V156H104ZM112 157H113V156H112ZM119 157H120V156H119ZM119 157H117V158H119ZM121 157H122V156H121ZM121 157H120V158H121ZM131 157H133V155H132V156L130 155V158H131ZM135 157H136V156H135ZM151 157H152V156H151ZM158 157H160V156H158ZM174 157H175V156H174ZM186 157H187V156H186ZM258 157H259V156H258ZM61 158H62V156H61ZM106 158H107V157H106ZM115 158H116V157H115ZM120 158H119V159H120ZM133 158H134V157H133ZM156 158H157V157H156ZM170 158H171V157H170ZM198 158H199V157H198ZM235 158H236V157H235ZM239 158H240V157H239ZM249 158H250V156H249ZM4 159H5V158H4ZM9 159H10V158L8 157V160H9ZM38 159H40V158H38ZM46 159L48 160L47 157H46ZM49 159H50V158H49ZM52 159H54V158L52 157ZM52 159H51V160H52ZM59 159H60V158H59ZM65 159H66V158H65ZM109 159H110V157H109ZM121 159H122V158H121ZM121 159H120V160H121ZM136 159L138 160V158H136ZM146 159H147V158H146ZM160 159H161V157H160ZM160 159H159V160H160ZM240 159H242V158H240ZM252 159H253V158H252ZM255 159H256V157H255ZM15 160H16V159H15ZM15 160H14V161H15ZM17 160H18V159H17ZM40 160H41V159H40ZM40 160H38V161H40ZM44 160H45V159H44ZM47 160H46V161H47ZM51 160H50V162H52V163H53V162H54V163H57V162H58V161L55 162V161H51ZM105 160H106V159H105ZM132 160L134 161V159H131V161H132ZM139 160L142 161L141 159H139ZM144 160H145V158H144ZM144 160H143V161H144ZM147 160H148V161H147ZM147 160L144 161V162H146L145 164L148 165V169H147V168H144V169L147 170V171H145L146 174L148 173V171H151V172H149V173H156V172L159 171V173L161 174V172H160V168H161L162 166H161V165H160L161 167H160V166H158V167L155 166V165H157L158 163L160 164V162H157V164H154L155 161H152L153 158L150 159V160H149V159H147ZM165 160H166V159H165ZM170 160H171V159H170ZM191 160H192V159H191ZM209 160H210V159H209ZM246 160H247V159H246ZM249 160H250V159H249ZM249 160H248V161H249ZM256 160H258V159H256ZM5 161H6V162H9L10 160L7 161V159H5ZM65 161H66V160H65ZM67 161H68V160H67ZM118 161H119V160H118ZM133 161H132V162H133ZM140 161H139V162H140ZM151 161H152V162H151ZM156 161H157V160H156ZM217 161H218V160H217ZM240 161H241V160H240ZM243 161H244V160H243ZM250 161H252V160H250ZM0 162H1V161H0ZM44 162H45V161H44ZM48 162H49V161H47V163H48ZM60 162H61V164H59V165H62V162L64 163V159H61V161H59V163H60ZM136 162H137V161L135 160V163H136ZM139 162H138V163H139ZM144 162H143V163H144ZM150 162L152 163V166H151ZM179 162H181V161H179ZM187 162H188V161H187ZM206 162H207V161H206ZM209 162H210V161H209ZM211 162H212V161H211ZM211 162H210L209 165L212 164ZM254 162H255V161H254ZM254 162H253V163H254ZM257 162L259 163L260 161H256V163H257ZM13 163H14V162H13ZM66 163H67V162H66ZM122 163H123V162H122ZM155 163H156V162H155ZM162 163H163V162L161 161V164H162ZM184 163H185V162H184ZM1 164H2V163H1ZM7 164H8V163H7ZM31 164H32V163H31ZM45 164H46V162H45ZM67 164H68V163H67ZM133 164H134V163H133ZM136 164H137V163H136ZM163 164H164V163H163ZM165 164H167V163H165ZM165 164H164V165H165ZM254 164H255V163H254ZM260 164H261V162H260ZM14 165H15V164H14ZM48 165L51 166L52 164H49V163H48ZM55 165H56V164H55ZM59 165H58V163H57V166H59ZM64 165H65V163H64ZM94 165H96V164H94ZM97 165H99V164H97ZM100 165H101V164H100ZM116 165H117V161H116ZM127 165H129V166L131 167V166H132V163L130 162V164L128 163ZM146 165H145V166H146ZM168 165H169V164H168ZM193 165H194V164H193ZM3 166H6V165L3 164ZM7 166H9V165H7ZM57 166H56V168H57ZM62 166H63V165H62ZM62 166H59V167H61V168L58 167V168H59V171H60V169H62ZM109 166H110V167H109ZM109 166H108V167H109L108 169H110V171L112 172V173H111V175H112V174H113V171H117V169H115L116 167H115L114 165H112V166L109 165ZM133 166H134V165H133ZM150 166H151V170L149 169ZM166 166H167V165H166ZM169 166H170V165H169ZM169 166H168V167H169ZM171 166H172V165H171ZM175 166H176V164H175ZM175 166H174V167H175ZM177 166H178V165H177ZM206 166H207V165H206ZM228 166H229V165H228ZM10 167H11V165H10L8 168L6 167V168H7L6 171H8V169H9ZM51 167H53V166H51ZM69 167H70V166H69ZM69 167H68V165H67L66 168H69ZM71 167H73V166H71ZM111 167L113 168V170H111V169H112ZM125 167H126V166H125ZM127 167H128V166H127ZM130 167H128V168H130ZM134 167H135V166H134ZM138 167H139V166H138ZM143 167H144V166H143ZM143 167H142V168H143ZM153 167H154L155 169H154ZM156 167H157V168H156ZM172 167H173V166H172ZM225 167H226V166H225ZM254 167H255V165H254ZM256 167H257V166H256ZM2 168H3V167L0 166V169H1V170H2ZM6 168H4V170H5ZM49 168H50V167H49ZM54 168H55V166H54L52 169H54ZM97 168H98V167H97ZM97 168H96V166H95V169H96V170H97ZM99 168H100V167H99ZM135 168H137V165H136ZM158 168H159V169H158ZM170 168H171V167H170ZM189 168H190V167H189ZM261 168H262V167H261ZM70 169H71V168H70ZM70 169H69V170H70ZM114 169H115V170H114ZM130 169H132V168H130ZM130 169H129V170H130ZM133 169H134V168H133ZM153 169H154L155 172H154V171L152 172ZM161 169H162V171H164V170L167 171V170H166L167 167H166V169H165L164 166H163V168H161ZM173 169H174V170H172V171H170V169H169L168 171H170V172H169V173H165L166 175L164 174V172H162L163 174H162L161 176H159L158 173H156V175L152 174V176L154 175L155 177H156V176L159 177V178H157V177H156V178L161 180V182L163 183L162 186H164V182H165V181L163 182V180H167V179H168L167 181H171V182H176V183H177V181H180V180H177V179L181 177V176L177 177V174H176V171H178L179 168L177 169V167H176V168H173ZM175 169H176V171H175ZM183 169H184V168H183ZM206 169L210 171L209 166L206 167ZM259 169H260V167H259ZM1 170H0V172H1ZM10 170H12V169H10ZM36 170H37V168H36ZM62 170H64V168H63ZM66 170H67V169H66ZM69 170H67V171H69ZM73 170H74V169H73ZM100 170H101V169H100ZM124 170H125V169H124ZM127 170H128V169H127ZM207 170H205L204 173H203L202 170H200L201 172H199V173H202L201 175L206 176V174L209 172V171H207ZM262 170H264V168H263ZM262 170H261V171H262ZM16 171H17V168H16ZM22 171H24V170H22ZM22 171H21V172H22ZM33 171H34V169H33ZM107 171H109V170H107ZM110 171H109V172H110ZM137 171H138V170H137ZM258 171H259V170H258ZM10 172H11V171H10ZM18 172H19V171H18ZM25 172H26V171H25ZM28 172H29V171H28ZM36 172H37V171H36ZM38 172H39V171H38ZM65 172H66V171H65ZM65 172H64V173H65ZM76 172H77V171H76ZM76 172H75V173H76ZM81 172H82V170H81ZM92 172H93V171H92ZM101 172H102V171H101ZM103 172H104V171H103ZM145 172H144V173H145ZM262 172H263V171H262ZM1 173H2V174H1ZM1 173H0V174L3 175L5 172L3 173V171H2ZM8 173H9V172H8ZM26 173H27V172H26ZM32 173H33V172H31L30 174H32ZM62 173H63V172H62ZM64 173H63V174H64ZM78 173H80V172H77L76 175H77ZM93 173H95V172H93ZM93 173H92V174H93ZM137 173H138V172H137ZM149 173H148L147 175H144V177L141 176L142 178H144V181L147 180V181H145V182L148 183V184L146 183V184H147V185H146L145 182H144L142 185H143V187L148 186V188L150 187V188L152 189V187H153L154 185L151 186L150 184H151V183L153 184V181H154L155 183L157 182L156 184H157V186H158V185H159V184H158L159 181L155 180L156 178L153 180L154 177H152ZM197 173H198V172H197ZM35 174L37 175V173L34 172L33 175H30V176H34ZM63 174H62V175H63ZM67 174H68V173H67ZM70 174H71V173H70ZM96 174H98V171H97ZM99 174H100V173H99ZM101 174H102V173H101ZM186 174H187V173H186ZM208 174H209V173H208ZM214 174H215V173H214ZM259 174H260V173H259ZM9 175H11V174L9 173L8 176L5 175V177L7 176L8 178H10ZM23 175H24V174H22V182L19 183V185L17 184V187H20V188H21V187H25V188L28 190V187H30V186L33 184V182H32V178H34V177L29 178V177H27L28 174L25 175V176L23 177ZM36 175H35V176H36ZM62 175H61V176H62ZM64 175H66V173H65ZM78 175H79V174H78ZM78 175H77V176H78ZM115 175H116V173H115ZM137 175H139V174H137ZM137 175H135V177H136ZM148 175H149L150 177H149ZM163 175H164V177L161 178ZM199 175H200V174H199ZM226 175H227V174H226ZM11 176H13V177H11V178L14 179L15 176H14V175H11ZM28 176H29V175H28ZM98 176H99V175H98ZM98 176H96V178H97ZM101 176H103V175H101ZM145 176H146V177H145ZM166 176H167V179H166ZM187 176H190V178H191V177H192V176H191V172L188 173V174L186 175V177H187ZM203 176H202V177H203ZM207 176H208V175H207ZM210 176H211V179H212V178L214 179V176H213L212 174H211ZM210 176H209V179H210ZM212 176H213V177H212ZM0 177H1V176H0ZM3 177H4V175H3ZM3 177H2V178H3ZM5 177H4V178H5ZM7 177L5 178L6 180L3 178V181H7V179H8ZM16 177H17V176H16ZM37 177H40V175H37ZM37 177H36V179H37ZM69 177H70V176H69ZM138 177H139V176H138ZM138 177H137V178H138ZM186 177H183V176H182L181 179L183 180V179L185 178V179H184V181H185V180H186ZM215 177H217V176H215ZM261 177H262V175H261ZM261 177H260V178H261ZM11 178H10V179H11ZM74 178H75V177H74ZM84 178H85V179H84ZM84 178H82V180H83V181L85 180L84 182L86 183V181L88 180V178H87V179H86V177H84ZM96 178H94V179H96ZM187 178H189V177H187ZM15 179H17V178H15ZM20 179H21V177H20ZM29 179H31V181H30ZM40 179H41V178H40ZM71 179H73V178H71ZM104 179H105V178H104ZM122 179H123V178H122ZM125 179H126V178H125ZM129 179H130V178H129ZM151 179H152L153 181H152ZM162 179H163V180H162ZM202 179H203V178H202ZM261 179H262V178H261ZM1 180H2V179H1ZM1 180H0V181H1ZM74 180H75V179H74ZM82 180H79L80 183L83 182ZM91 180H92V182H93V178H91ZM96 180H97V179H96ZM101 180H102V179H101ZM105 180H107V179H105ZM118 180H120V178H119ZM139 180H141V179H139ZM139 180L136 179V181H138V183H139V182L142 183V180H141V181H139ZM150 180H151L152 182H150ZM176 180H177V181H176ZM187 180H188V179H187ZM255 180H256V179H255ZM8 181H9V180H8ZM8 181H7L6 183H8ZM29 181L32 182V183H30ZM42 181H43V180H42ZM72 181H73V180H72ZM76 181H77V180H76ZM89 181H90V180H89ZM89 181H88V182H89ZM103 181H104V180H103ZM107 181H108V180H107ZM126 181H127V180H126ZM130 181H131V179H130ZM132 181H133V180H132ZM195 181H196V180H195ZM253 181H254V179H253ZM257 181H259V180L257 179L256 182H257ZM260 181H261V180H260ZM18 182H19V180H18ZM39 182H40V181H39ZM73 182H74V181H73ZM73 182H72L71 184H74V183H75V182H74V183H73ZM84 182H83V183H84ZM88 182H87V183H88ZM94 182H96V181L94 180ZM108 182H111V181H108ZM108 182H107V183H108ZM134 182H135V180H134ZM134 182H133V183H134ZM161 182H160V183H161ZM256 182H254V183H256ZM1 183H2V182H1ZM3 183H4V182H3ZM10 183H13V182H11V180H10ZM10 183H9V184H10ZM40 183H42V182H40ZM43 183H44V182H43ZM77 183H78V181L76 182V184H77ZM83 183L80 184V185H79V183H78V186L80 187L81 185H84ZM101 183H103V182L101 181ZM105 183H106V181H105ZM117 183L119 184V182H117ZM120 183H121V182H120ZM122 183H123V182H122ZM131 183H132V182H131ZM131 183H130V184H131ZM135 183H136V182H135ZM135 183L133 184V185H134L133 188H132V185H131V188H132V192H133V193H134V191L137 192L136 188H134V187H135ZM138 183H136V185H137ZM140 183H139V185H140ZM149 183H150V184H149ZM179 183H180V182H179ZM179 183H177V184H179ZM218 183H219V182H218ZM22 184H23V186H20V185H22ZM29 184H31V185H29ZM90 184H91V183H90ZM118 184H117V186H118ZM124 184H125V183H124ZM144 184H145V185H144ZM165 184H167V185H165V186H167V187L170 185L169 182H168V183H165ZM168 184H169V185H168ZM173 184L175 185V183H173ZM177 184H176L175 186H177ZM181 184H182V183H181ZM187 184H188V183H187ZM191 184H192V182H191ZM198 184H199V183H198ZM212 184H213V183H212ZM214 184H215V183H214ZM226 184H227V183H226ZM0 185H2V184H0ZM3 185H4V184H3ZM6 185H7V184H6ZM13 185H14V184H13ZM85 185H86V184H85ZM85 185H84V186H85ZM107 185H108V184H107ZM107 185L105 184V187H106ZM114 185H115V184H114ZM128 185H129V184H128ZM171 185H172V184H171ZM174 185H173V187H174ZM182 185H184V184H182ZM255 185H256V184H255ZM258 185H260V183H259ZM26 186H27V187H26ZM110 186H111V185H110ZM185 186H186V185H185ZM256 186H257V185H256ZM2 187H3V186H2ZM32 187H33V188L30 187L29 189H34V188H35L34 185H33ZM90 187H91V186H90ZM118 187H119V186H118ZM125 187H126V186H125ZM127 187H128V186H127ZM136 187H138V186H136ZM139 187H140V186H139ZM159 187H160V186H159ZM170 187H171V186H170ZM203 187H204V186H203ZM106 188H108V189H107V191H108V190H109V186L106 187ZM162 188H163V187H162ZM168 188H169V187H168ZM180 188H181V186H180ZM257 188H258V187H257ZM0 189H1V188H0ZM18 189H19V188H18ZM35 189H36V188H35ZM100 189H101V188H100ZM102 189L104 190V187H103ZM125 189H126V188H125ZM133 189H134V191H133ZM140 189L145 191L146 188H143V189H142V187H141ZM153 189H154V187H153ZM153 189L150 191V193H155V191H156V194L154 195L155 197L157 196V194L160 195V194L163 193V191H162V193H161V190H160V191H159V190H156V185H155L154 192H153ZM171 189H172V188H171ZM185 189H186V187H185ZM185 189H184V190H185ZM193 189H194V188H193ZM3 190H4V189H3ZM24 190H25V189H24ZM38 190H39V189H38ZM38 190H37V191H38ZM111 190H112V187H111ZM115 190H116V189H115ZM119 190H120V189H119ZM128 190H129V189H128ZM148 190H149V189H148ZM166 190L168 191V189L165 188V190H164V194H167V193H168V192L166 193ZM181 190H182V189H181ZM190 190H191V189H190ZM190 190H189V191H190ZM12 191H13V190H12ZM18 191H19V190H17V192H18ZM52 191H53V190H52ZM54 191H55V190H54ZM54 191H53V192H54ZM113 191H114V190H113ZM157 191H159V192H157ZM170 191H171V190H170ZM175 191H176V189H175ZM197 191H198V190H197ZM209 191H210V190H209ZM2 192H3V191H2ZM2 192H1V193H2ZM19 192H20V191H19ZM29 192H31V191L29 190ZM38 192H39V191H38ZM50 192H51V191H50ZM53 192H52V193H53ZM91 192H92V190H91ZM108 192H109V191H108ZM138 192H141V191H139V188H138ZM142 192H143V191H142ZM191 192H193V191H191ZM10 193H11V192H10ZM14 193H16V192H14ZM14 193H13V194H14ZM43 193H44V192H43ZM93 193H94V192H93ZM120 193H121V192H120ZM120 193H118V194H120ZM128 193H130V192H128ZM147 193H148L147 191L144 192V194H146V195H145L146 197L148 196ZM159 193H160V194H159ZM175 193H176V192H175ZM184 193H185V191H184ZM27 194H28V191H27ZM29 194H30V193H29ZM29 194H28V195H29ZM33 194H34V193H33ZM41 194H42V193H41ZM44 194H45V193H44ZM44 194H42V195H44ZM53 194H54V193H53ZM144 194L141 195V193H140L141 196H140V197L138 196V197H139V200L144 196ZM164 194H163V195H164ZM176 194L178 195V193H176ZM197 194H198V193H197ZM202 194H203V193H202ZM210 194H211V193H210ZM6 195H7V196H10L8 193H7ZM6 195H4V196H0V197H1V198L4 197V199H5V198L7 197ZM11 195H12V193H11ZM34 195L36 196V194H34ZM38 195H39V194H38ZM163 195H161V198H162V197L164 198ZM169 195H170V194H169ZM223 195H224V193H223ZM5 196H6V197H5ZM32 196H33V195H32ZM35 196H34V198L36 199L37 196H36V197H35ZM44 196H45V195H44ZM44 196H42V197H44ZM91 196H92V195H91ZM93 196H94V195H93ZM120 196L122 197V193L120 194ZM129 196H130L129 199H131L132 197L135 198V197L137 196V194H135V196L130 194ZM131 196H132V197H131ZM145 196H144V198H145ZM165 196H166V195H165ZM167 196H168V195H167ZM224 196H226V195H224ZM12 197H13V199L16 198V196H14V195H13ZM38 197H39V196H38ZM52 197H53V196H52ZM112 197H113V196H112ZM159 197H160V196H159ZM159 197H158V200L161 201V198H159ZM173 197H174V196H173ZM173 197L170 196V199L173 198ZM191 197H192V195H190V196L188 197V201L191 200V202H192L193 199H190V200H189V198H191ZM208 197H209V196H208ZM17 198H18V196H17ZM28 198H29V197H28ZM55 198H56V197H55ZM91 198H93V197H90V199H91ZM96 198H98V197H96ZM110 198H111V197H110ZM144 198H142L141 200H143ZM168 198H169V197H168ZM184 198H185V197H184ZM192 198H193V197H192ZM195 198H197V197H195ZM4 199H3V198L0 199V200L3 201V205H2V206H5V204L7 205V203H5L6 200L4 201ZM6 199H7V198H6ZM9 199H10V198H9ZM37 199H39V198H37ZM37 199H36V200H37ZM100 199H102V198H100ZM100 199H99V201H100ZM164 199H165V198H164ZM164 199H163V200H164ZM170 199H169V200H170ZM222 199H223V198H222ZM15 200H16V199H15ZM15 200L13 201L14 203L16 202ZM92 200H93V199H92ZM94 200H95V197H94ZM103 200H104V199H103ZM107 200H109V198H108ZM107 200H106V201H107ZM111 200H112V198H111ZM141 200H140V201H141ZM145 200H146V198L143 200V202H142V201H141V202L144 204V201H145ZM163 200H162V203H163ZM169 200H168V202L171 201V203H172V200H174V198L171 199L170 201H169ZM196 200H197V199H196ZM198 200H199V199H198ZM9 201H10V200H9ZM84 201H88V200H87V199H86V200H83V203H84ZM135 201H137V200H135ZM156 201H157V200H155V202H156ZM165 201H167V200H165ZM176 201H177V200L175 199V202H176ZM188 201H187V202H188ZM193 201H194V200H193ZM200 201H201V200H200ZM204 201H206V200L204 199ZM225 201H226V200H225ZM6 202H7V201H6ZM101 202H102V200H101ZM109 202H110V201H109ZM114 202H115V201H114ZM114 202H112V203H114ZM116 202H118V201L116 200ZM145 202H146V201H145ZM173 202H174V201H173ZM175 202H174L173 204H175ZM0 203L2 204L1 201H0ZM14 203H13V205H14ZM86 203H87V202H85V204H86ZM106 203H107V202H106ZM112 203H111V204H112ZM150 203H153V202L151 201ZM171 203H170V204H171ZM188 203H189V202H188ZM197 203H199V202H197ZM218 203H219V202H218ZM10 204H12V203L10 202L9 205H10ZM16 204H18V202H16ZM16 204H15V205H16ZM153 204L156 205V203H153ZM153 204L151 205V204H149V202H147V205H148V206L145 204L146 209L149 208V207H150V209L147 210V212H148V213L146 212L147 214L145 213V211H142V212H141V215H140L141 217L138 215V217L140 218V220H141L142 217H147L150 213H153V212L151 211V208L154 206ZM185 204H186V203H185ZM200 204H201V203H200ZM204 204H205V203H204ZM207 204H208V203H207ZM22 205H24V203H23ZM105 205H107V204H105ZM109 205H110V204H109ZM109 205H108V206H109ZM114 205H115V207H116V204H115V203H114ZM114 205H113V206H114ZM150 205H151L152 207H151ZM162 205L165 206V204H162ZM166 205H168V204H166ZM171 205H172V204H171ZM163 206H162V208H163ZM173 206H174V205H173ZM188 206H189V205H187V207H188ZM199 206H201V205H199ZM203 206H204V205H203ZM206 206L208 207V206H210V205L208 204V205H206ZM213 206H214V205H213ZM5 207H6V206H5ZM7 207H8V206H7ZM7 207H6V209H8V211H9V210H10V206H9V208H7ZM11 207H13V206L11 205ZM16 207H17V206H16ZM16 207H15V208H16ZM20 207H23V206L20 205ZM20 207H17V208H20ZM117 207H118V206H117ZM166 207H167V206H166ZM166 207H165V208H166ZM169 207H170V206H169ZM171 207H172V206H171ZM197 207H198V205H197ZM210 207H211V206H210ZM214 207H215V206H214ZM216 207H217V206H216ZM218 207H219V206H218ZM218 207H217V208H218ZM112 208H114V207H112ZM157 208H158V207H157ZM160 208H161V207H160ZM160 208H159V209H160ZM162 208H161V209H162ZM174 208H175V207H174ZM205 208H206V207H205ZM2 209H4V208H2ZM109 209H110V208H109ZM114 209H115V208H114ZM143 209H144V208H143ZM143 209H142V210H143ZM154 209H155V208L153 207L152 210H154ZM167 209H168V207H167ZM186 209H189V207L186 208ZM186 209H184V210H186ZM192 209H193V208H192ZM207 209H209V208H207ZM14 210H15V209H14ZM18 210H20L21 213H24V212H22V209H18ZM18 210H16V211H18ZM50 210H51V209H50ZM181 210H182V209H181ZM190 210H191V209H190ZM194 210H195V208H194ZM210 210H211V209H210ZM47 211H48V210H47ZM47 211H46V212H47ZM51 211H52V210H51ZM136 211H137V210H136ZM150 211H151V212H150ZM161 211H162V210H161ZM161 211H160V212H161ZM196 211H197V210H196ZM206 211H207V210H205L204 212H206ZM217 211H218V210H217ZM222 211H223V210H222ZM222 211H221V212H222ZM6 212H7V210H6ZM9 212H10V214H13V213H12L13 210H12V211L10 210ZM20 212H19V214H21ZM53 212H54V211H53ZM156 212H158V211H156ZM163 212H164V211H163ZM166 212L168 213V211H166ZM189 212H190V211H189ZM193 212H194V211H193ZM193 212H191V213L193 214ZM204 212H203V214H204ZM207 212H209V211H207ZM219 212H220V211H219ZM221 212H220V213H221ZM4 213H5V211H4ZM15 213H17V212H15ZM28 213H29V212H28ZM100 213H101V212H100ZM102 213H103V212H102ZM134 213H135V212H134ZM136 213H138V211H137ZM136 213H135V216L137 215ZM154 213H155V212H154ZM154 213H153V214H154ZM167 213H166V214H167ZM182 213H184V212H182ZM198 213H199V212H198ZM7 214H8V213H7ZM10 214H8V215L6 216V214H5V215H2V212H1L0 215L3 216V217H2L3 219H4L5 217L9 218L8 220L10 221V217H12V215H10ZM19 214H18V215L16 214L17 216L14 215V216H15V219H16V217L19 216ZM42 214H44V213H42ZM142 214H143V215H142ZM164 214H165V213H164ZM194 214H195V213H194ZM196 214H197V213H196ZM21 215H22V214H21ZM21 215H20V217H18V218H22L23 215H22V217H21ZM158 215L160 216V215H162V214L159 213ZM183 215L185 216V214H183ZM201 215H202V213H201ZM205 215H206V217H207V213H205ZM205 215H204V216H205ZM208 215H209V214H208ZM1 216H0V217H1ZM8 216H10V217H8ZM14 216H13L12 218H14ZM84 216H85V215H84ZM87 216H88V215H86V217H87ZM159 216H158V217H159ZM168 216H170V215H168ZM168 216H167V217H168ZM180 216H181V215H180ZM180 216H179V217H180ZM192 216H193V215H192ZM197 216H198V215H197ZM204 216H203V217H204ZM210 216H211V215H210ZM24 217H25V216H24ZM28 217H29V216H28ZM28 217H26V218H28ZM82 217H83V216H82ZM103 217H105V216H103ZM138 217H137V218H138ZM161 217H164V215L161 216ZM161 217H159L160 220H162ZM172 217H173V216H172ZM194 217H195V216H194ZM208 217H209V216H208ZM212 217H214V216H212ZM2 218H1V219H2ZM7 218H5V220H7ZM83 218H84V217H83ZM139 218H138V219H139ZM180 218H181V217H180ZM188 218L190 219L191 217L188 216ZM210 218H211V217H210ZM74 219H75V218H74ZM151 219H152V218H150V220H149V218H147V219L145 218V220H148V221H145V220H144L145 222H144L143 220H141V222H144V225H143V228H142V229H144V228L147 227V226L145 227V225H147L146 222H151ZM167 219H170V217L167 218ZM178 219H179V218H178ZM219 219H220V218H219ZM11 220H12V219H11ZM22 220H23V218H22ZM81 220H82V219H81ZM83 220H84V219H83ZM95 220H96V219H95ZM152 220H153V219H152ZM156 220H158V219H156ZM156 220H153V221H156ZM160 220H159V221H160ZM164 220H165V217H164ZM170 220L172 221V218H171ZM216 220H218V219H216ZM75 221H76V220H75ZM153 221H152V222H153ZM173 221H175L174 218H173ZM190 221H191V219H190ZM198 221H199V220H198ZM219 221H220V220H219ZM219 221H217V222H219ZM259 221H260V220H259ZM2 222H3V221H2ZM4 222H6V221H4ZM4 222H3V223H4ZM12 222H13V221H12ZM12 222H11V223H12ZM14 222H15V221H14ZM22 222H24V220L21 221V222H19V223L22 224ZM77 222H78V220H77ZM81 222H82V221H81ZM121 222H122V221H121ZM125 222H126V221H125ZM131 222H132V221H131ZM141 222H139V223H141ZM152 222H151V223H152ZM164 222H165V221H164ZM168 222H169L170 224L172 223V222H170V221H168ZM184 222H185V221H184ZM196 222H197V221H196ZM202 222H203V221H202ZM213 222H214V221H213ZM215 222H216V221H215ZM263 222H264V221H263ZM3 223H2V224H3ZM7 223H8V221H7ZM11 223H10V224L8 223V224L11 225ZM17 223H18V222H17ZM28 223H29V222H28ZM99 223H100V222H99ZM133 223H134V222H133ZM145 223H146V224H145ZM153 223H154V222H153ZM153 223H152V225L154 226ZM211 223H212V222H211ZM234 223H235V222H234ZM0 224H1V223H0ZM12 224H13V223H12ZM29 224H30V223H29ZM77 224H78V223H77ZM88 224H89V223H88ZM126 224H129V223L126 222ZM126 224H125V226H126ZM135 224H137V223H134V224H133V227H134ZM163 224H164V223H163ZM188 224H189V223H188ZM192 224H193V223H192ZM198 224H199V223H198ZM205 224H206V222H205ZM215 224H217V223H215ZM218 224H219V223H218ZM260 224H261V222H260ZM4 225H7V224H4ZM4 225H3V226H4ZM14 225L16 226V223H15ZM22 225H23V224H22ZM26 225H27V224H26ZM73 225H74V224H73ZM78 225H79V224H78ZM93 225H94V224H93ZM98 225H99V224H98ZM139 225H140V224H139ZM148 225H149V223H148ZM158 225H159V224H158ZM174 225H175V223H174ZM182 225H183V224H182ZM189 225H190V224H189ZM189 225H188V226H189ZM193 225H194V224H193ZM200 225H201V224H200ZM202 225H204V224H202ZM202 225H201V226H202ZM207 225H208V224H207ZM213 225H214V223H213ZM18 226H19V225H18ZM18 226H17V227H18ZM123 226H124V225H123ZM130 226H131V227H130ZM136 226H137V225H136ZM172 226H173V225H172ZM188 226H187V227H188ZM190 226H191V225H190ZM230 226H231V225H230ZM4 227L6 228V226H4ZM12 227H14V226L12 225ZM74 227H75V226H74ZM80 227H81V226H80ZM84 227H85V226H84ZM95 227H96V226H95ZM99 227H100V226H99ZM118 227H120V226H118ZM121 227H122V226H121ZM127 227L132 228V223H131V225H129V226L127 225ZM140 227H142V224H141ZM211 227H212V226H211ZM214 227H216V226H214ZM228 227H229V226H228ZM258 227H259V226H258ZM261 227H263V225H261ZM24 228H25V227H23V229H24ZM27 228H28V225H27V227H26L25 229H27ZM72 228H73V227H72ZM72 228H71V230H72ZM134 228H136V227H134ZM204 228H205V227H204ZM256 228H257V226H256ZM10 229H11V228H10ZM12 229H13V228H12ZM14 229L17 230V228H14ZM14 229H13V230H14ZM19 229H22V227L20 228V226H19ZM19 229H18L17 231H18V233L20 234ZM28 229H29V228H28ZM77 229H78V228H77ZM118 229H119V228H118ZM132 229H133V228H132ZM142 229L140 228V230H142ZM149 229H150V228H149ZM149 229H144V230H149ZM174 229H175V228H174ZM176 229H177V226H176ZM180 229H181V228H180ZM186 229H187V228H186ZM79 230H80V229H79ZM89 230L92 231V228L89 229ZM94 230H95V228H94ZM94 230H93V231H94ZM128 230L130 231V229L127 228L126 231H128ZM135 230H136V229H135ZM137 230H138V229H137ZM150 230H151V229H150ZM187 230H189V229H187ZM197 230H198V229H196V231H197ZM219 230H220V229H219ZM8 231H9V230H8ZM14 231H15V230H14ZM24 231H25V230H24ZM72 231H73V230H72ZM86 231H88V230H86ZM96 231H97V230H96ZM133 231H134V230H133ZM133 231L131 232V234L134 235L135 232L133 233ZM199 231H201V230H199ZM210 231H211V230H210ZM210 231H209V232H210ZM79 232H80V231H79ZM100 232H101V229H100ZM121 232H122V231H121ZM124 232H125V231H124ZM165 232H166V231H165ZM188 232H190V231H188ZM219 232H220V231H219ZM15 233H16V232H15ZM22 233H23V232H22ZM75 233H76V228H75ZM122 233H123V232H122ZM128 233H129V232H128ZM136 233L138 234V232H136ZM144 233H147V231H145ZM211 233H212V232H211ZM72 234H73V233H72ZM79 234H80V233H79ZM125 234L127 235L126 232H125ZM140 234H141V233H140ZM147 234H148V233H147ZM186 234H189V236L192 235V234L190 235V233H186ZM228 234H229V233H228ZM231 234H232V233H231ZM238 234H239V233H238ZM74 235L76 236L77 234H74ZM81 235H82V234H81ZM126 235H125V236H126ZM151 235H152V234H151ZM163 235L165 236V233H164ZM174 235H175V234H174ZM263 235H264V234H263ZM75 236H74V238H75ZM88 236H89V235H88ZM96 236H97V235H96ZM122 236H123V235H122ZM137 236H139V234H138ZM145 236L147 237L146 234H145ZM166 236H167V235H166ZM166 236H165V237H166ZM169 236H170V235H169ZM171 236H173V235L171 234ZM171 236H170V237H171ZM200 236H201V235H200ZM245 236H246V235H245ZM77 237H79V235H77ZM82 237H83V236H82ZM99 237H100V236H99ZM126 237L129 239L128 235H127ZM146 237H145V238H146ZM149 237H150V236H149ZM159 237H160V236H159ZM161 237H162V236H161ZM226 237H227V236H226ZM226 237H225V238H226ZM83 238H84V237H83ZM87 238H88V237H87ZM121 238H122V237H121ZM139 238H140V237H139ZM172 238H173V237H172ZM172 238H170V239L172 240ZM174 238H176V236H175ZM206 238H207V237H206ZM221 238H222V237H221ZM227 238H228V237H227ZM256 238H257V240L254 239V241H257L256 244H257V243H261V241L263 240V238L261 239V238L257 237V235H256ZM258 238H259V239H258ZM77 239H78V238H77ZM77 239H76V240H77ZM91 239H92V238H91ZM94 239H95V238H94ZM94 239H92V243H93ZM176 239H177V238H176ZM176 239H175V240L173 239V242H172V243H174V241L176 242ZM209 239H210V238H209ZM252 239H253V238H252ZM58 240H59V239H58ZM76 240H75V241H76ZM82 240H83V239H82ZM99 240H100V239H99ZM141 240H142V239H141ZM146 240L148 241V237L146 238ZM165 240H166V242H167V237L165 238ZM244 240H245V239H244ZM244 240H242V241H244ZM259 240H260V242H259ZM86 241H87V239H86ZM96 241H97V240H96ZM127 241H128V240H127ZM143 241H145L144 238H143ZM150 241H151V240H150ZM208 241H210V240H208ZM211 241H212V240H211ZM245 241H247V240H245ZM254 241H253V242H254ZM97 242H98V241H97ZM106 242H107V241H106ZM139 242L141 243V241H139ZM155 242H156V241H155ZM164 242H165V241H164ZM185 242H186V241H185ZM201 242H202V241H201ZM220 242H221V241H220ZM238 242H239V241H238ZM262 242H263V241H262ZM73 243H76V242H74V239H73ZM86 243H87V242H86ZM88 243L92 245V243H90L89 240H88ZM94 243H95V241H94ZM110 243H111V242H110ZM127 243H128V242H127ZM142 243H143V242H142ZM152 243H153V241H152ZM169 243H170V245H171V241H169ZM206 243H207V242H206ZM209 243H210V242H209ZM211 243H212V242H211ZM84 244H85V243H84ZM129 244H130V243H129ZM144 244H146V246H147L148 243L146 242V243H144ZM153 244H154V243H153ZM215 244H216V243H215ZM244 244H245V243H244ZM247 244H248V243H247ZM253 244H254V243H253ZM75 245H76V244H75ZM79 245H80V244H79ZM91 245H89V246H91ZM138 245H139V243H138ZM172 245H173V244H172ZM176 245H177V244H176ZM84 246H85V245H84ZM86 246H87V245H86ZM89 246H88V248H90ZM93 246H94V244H93ZM103 246H104V245H103ZM107 246H108V244H107ZM121 246H122V245H121ZM121 246H120V247H121ZM136 246H137V245H136ZM144 246H145V245H144ZM148 246L151 247V245H149V244H148ZM152 246H153V245H152ZM173 246H174V245H173ZM173 246H172V247H173ZM205 246H206V245H205ZM210 246H212V245H210ZM71 247H74L73 250H72V251H74V249H75V247H77V245H76V246H73V245H72ZM91 247H92V246H91ZM94 247H96V244H95ZM94 247H93V248H94ZM105 247H106V246H105ZM113 247H114V246H113ZM113 247H112V248H113ZM123 247H124V246H123ZM140 247H142V245H141ZM140 247L137 246L136 248H139V249H140ZM213 247H214V246H213ZM213 247H212V248H213ZM78 248H79V247H78ZM85 248H87V247H85ZM88 248H87V249H88ZM93 248H92V250H93ZM134 248H135V247H134ZM158 248H161V247H158ZM174 248H175V246H174ZM177 248H178V247H176L175 249H177ZM232 248H233V247H232ZM244 248H245V247H244ZM71 249H72V248H71ZM76 249H77V248H76ZM82 249H83V248H82ZM108 249H109V248H108ZM113 249H114V248H113ZM113 249H112V250H113ZM127 249H128V247H127ZM130 249H131V248H130ZM155 249H156V248H155ZM178 249H179V248H178ZM192 249H193V248H192ZM229 249H230V248H229ZM88 250H90V249H88ZM95 250H96V249H95ZM104 250H105V249H104ZM115 250H116V249H115ZM122 250H123V249H122ZM135 250H136V249H135ZM147 250H148V249H147ZM150 250H151V249H150ZM193 250H194V249H193ZM222 250H223V248H222ZM236 250H238V248H237ZM245 250H246V249H245ZM77 251H79V249H77ZM93 251H94V250H93ZM124 251H125V250H124ZM126 251H127V250H126ZM133 251H134V250H133ZM148 251H149V250H148ZM157 251H158V250H157ZM162 251H163V249H162ZM164 251H165V250H164ZM175 251H176V250H174V252H175ZM178 251H182V250L179 249ZM229 251H232V250H229ZM229 251H228V250L226 251V249H225V250H223V251H221V252H229ZM75 252H76V251H74V253H73V254H74L73 257H75V256L77 255V254L75 255ZM81 252H82V251H81ZM81 252L79 251L78 255H80ZM89 252H90V251H89ZM100 252H101V251H100ZM106 252H107V251H106ZM108 252H109V251H108ZM112 252H114V251H112ZM130 252H131V251H130ZM130 252H129V254H130V256H132ZM138 252H139V251H138ZM143 252H145V251H143ZM153 252H154V251H153ZM155 252H156V251H155ZM169 252H170V251H169ZM176 252H177V251H176ZM176 252H175V254H176ZM233 252H234V250H233ZM237 252H238V251H237ZM82 253H86V252L83 251ZM82 253H81V259L83 258V257H82ZM109 253H110V252H109ZM133 253H134V252H132V254H133ZM146 253H148V252H146ZM230 253H232V252H230ZM230 253H229V254H230ZM242 253H243V252H242ZM246 253H247V252H246ZM69 254L71 255L70 252H69ZM87 254H89V253H87ZM94 254H95V253H94ZM111 254H112V253H111ZM148 254H150V253H148ZM154 254H155V253H154ZM159 254H160V253H159ZM163 254H164V253H163ZM163 254H162V255H163ZM169 254H170V253H169ZM180 254H181V253H180ZM190 254H191V253H189V255H190ZM212 254H213V253H212ZM216 254H217V252H216ZM226 254H227V253H226ZM240 254H241V253H240ZM89 255H90V254H89ZM89 255H88V256H89ZM108 255H110V254H108ZM114 255H115V254H114ZM116 255H117V254H116ZM122 255H123V254H122ZM143 255L146 256L147 254H143ZM143 255L141 256V254H140L141 257H143ZM167 255H168V254H167ZM173 255H174V254H173ZM177 255H178V254H177ZM181 255H182V254H181ZM189 255H188V256H189ZM237 255H239V254H237ZM245 255H246V254H245ZM247 255H248V254H247ZM71 256H72V255H71ZM84 256H85V255H84ZM86 256H87V255H86ZM86 256H85V259H86ZM90 256H92V255H90ZM97 256H98V255H97ZM110 256H111V255H110ZM110 256H109V257H110ZM119 256H120V255H119ZM130 256H129V258H131ZM145 256H144V258H145ZM148 256L150 257V255H147V257H148ZM155 256H156V255H155ZM185 256H186V255H185ZM185 256H183V257L180 256V258L182 257V258H181L182 261H183V258H184ZM211 256H212V255H211ZM216 256H217V255H216ZM231 256H233V253L231 254ZM231 256L229 255V257H231ZM248 256H249V255H248ZM253 256H254V255H253ZM253 256H252V258H253ZM73 257H71V258H73ZM79 257H80V256H79ZM79 257L77 258V256H76V258H77L76 260H78ZM101 257H102V256H101ZM109 257H108V258H109ZM126 257H127V256H126ZM147 257H146V258H147ZM168 257H169V256H168ZM170 257H171V256H170ZM172 257H173V256H172ZM227 257H228V256H227ZM229 257H228V258H225V259H227L229 262H234L231 258H230V260H229ZM240 257H241V255H239V257H237V258H240ZM68 258H69V257H68ZM91 258H92V257H91ZM115 258H116V257H115ZM127 258H128V257H127ZM133 258H134V255H133ZM135 258H136V257H135ZM154 258H155V257H154ZM154 258H153V259H154ZM159 258H161V257H159ZM176 258H178V257H176ZM209 258H211V257H209ZM241 258H242V257H241ZM243 258H244V257H243ZM248 258H250V257H248ZM81 259H80V262H81ZM89 259H90V258H89ZM98 259H99V258H98ZM110 259H112V260H110V261H114V260H113V257L110 258ZM123 259H124V258H123ZM156 259H158V258L156 257ZM186 259H187V258H186ZM188 259H189V257H188ZM188 259H187V260H188ZM192 259H195V258H192ZM197 259H198V258H196V260H197ZM204 259H205V258H204ZM220 259H221V258H220ZM220 259H217V261H216L215 259L210 260V259L206 258L204 261H205V262L207 261V262H206V263L204 262V264H215V263H216V264H221V263L224 264V263H225V259L222 258V259L224 260V262H223L222 259H221V260H220ZM233 259H234V258H233ZM235 259H236V258H235ZM244 259H246V258H244ZM263 259H264V258H262V260H263ZM72 260L75 261V258H73ZM83 260H84V258H83ZM104 260H105V259H104ZM126 260H127V259H126ZM130 260H131V259H130ZM133 260H134V259H133ZM139 260H140V259L136 260V262L138 261V263H139ZM146 260H147V259H146ZM148 260H149V259H148ZM150 260H151V259H150ZM196 260H194V261L191 262V263H189V262H188V263H189V264H194V263H196ZM200 260H201V258H200ZM219 260H220V261H219ZM249 260H251V259L244 260V263H245V261H246V262H249ZM253 260H254V262H255V259H254V258H253ZM258 260H259V259H258ZM260 260H261V259H260ZM65 261H66V260H65ZM74 261H73V262H74ZM78 261H79V260H78ZM85 261H86V260H85ZM85 261H83V262H85ZM89 261H90V260H88V262H89ZM96 261H97V260H95V263H96ZM115 261H116V260H115ZM118 261H119V259H118ZM140 261H141V260H140ZM189 261H190V259H189ZM197 261H199V259H198ZM214 261H215V262H214ZM251 261H252V260H251ZM68 262H71V260H70V261H69V260L66 261V263H68ZM83 262H82V264H83ZM88 262H87V263H88ZM91 262H94V261H90L89 263L91 264ZM98 262H99V261H97V264H99V263L101 262V260H100L99 263H98ZM102 262H104V261H102ZM116 262H117V261H116ZM132 262H134V261H131V263H132ZM145 262H146V261H145ZM145 262H144V263H145ZM147 262H148V261H147ZM155 262L157 263V261H155ZM185 262H186V261H185V258H184L183 263H185ZM199 262H200V261H199ZM199 262H197V264H198ZM217 262H218V263H217ZM220 262H221V263H220ZM254 262H252V264H256V262H255V263H254ZM259 262H260V261H259ZM77 263H78V262H77ZM87 263H86V264H87ZM107 263H109V262H107ZM113 263H114V262H113ZM123 263H125V262H123ZM138 263H137V264H138ZM149 263H150V262H149ZM149 263H148V264H149ZM151 263H152V262H151ZM227 263H228V262H227ZM249 263H251V262H249ZM261 263H263V262H261ZM34 264H36V263H34ZM69 264H70V263H69ZM71 264H75V262H74V263H71ZM84 264H85V263H84ZM100 264H102V263H100ZM105 264H106V263H105ZM127 264H128V263H127ZM163 264H164V263H163ZM177 264H178V263H177ZM185 264H187V262H186ZM199 264H203V261H202V263H199ZM225 264H226V263H225ZM245 264H246V263H245ZM247 264H248V263H247Z\"/></svg>",
    "mask_w": 264,
    "mask_h": 264
}]
</instances>
